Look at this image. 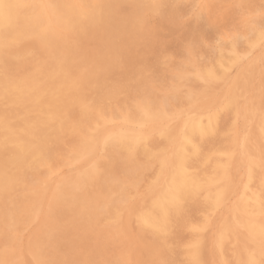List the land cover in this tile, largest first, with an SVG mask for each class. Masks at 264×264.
Wrapping results in <instances>:
<instances>
[{"label":"rangeland","instance_id":"374dc122","mask_svg":"<svg viewBox=\"0 0 264 264\" xmlns=\"http://www.w3.org/2000/svg\"><path fill=\"white\" fill-rule=\"evenodd\" d=\"M225 1L226 0H205V1L204 0H200V1H198V0H188V2H187V0H184V1L183 0H135V1L134 0H110V1H107V0H86V1H84V0H68V1L67 0H42L41 1L42 3H40L39 0H34V2H32V0H27V4H26L27 6L24 7V12L26 14H28V15H31L32 19L33 18H35V19L37 18L36 20H38L40 22V24L42 25L39 28V30H38L39 32H33V31H31V29H28L27 27H25L24 29L23 28H16L13 31L9 30V32L6 31V30H2L0 32V37H2V39H4L5 43H7V47H3V48H6V49L2 48V50H0V55H1L0 56V64L2 66V67H0V147H5L6 148V150H3V151L0 150V175H4L5 173L14 174L12 176L15 177L16 180H17L16 182L13 183L12 187L10 189H8V190L5 189L7 186L4 183V179L1 180L2 183H0V194H1L0 198L2 196V198L0 200V211H1L0 212V218H1L0 219V222H1L0 223V245H1L0 246V254H1L0 255V263L2 262L1 264H12V263H14L15 260H16V262L18 264H27V263L30 264L33 259H35V260H33L34 263H32V264H35V263L36 264H58V263L61 264L63 262H65L63 264H76V263L77 264H83V263L84 264H98L99 262L101 264H114V263L115 264H129V263L132 264V262H133V264H137V262H138V264H165V263L166 264H171V263L172 264H182V263L183 264H190V263L191 264H194V263L195 264H200V263L201 264H218V263L222 264V262H223V264H227L225 262H229L228 264H232V263L233 264H237V263L245 264L244 262H247V261L248 262L246 264H252V262L249 260L250 259L249 256L253 255V253L256 255V253L259 252V251L264 252V245H261L259 243H254V245L251 246V244H253V243H251L253 238L249 234V230H248V225L249 224H247L248 221L239 218L238 215H237V212H236V214L234 213L235 210L237 211L238 209H240V208L242 209L243 208L242 206L245 203V199H246L247 195L249 196L250 192L252 193L253 191L259 190L260 188H264V163H263L264 162V159H263L264 151L262 152V149L264 150V139H261V138H263V136L261 135L262 133L259 131V130H261V128H263V125H264V123H263V121H264V113H263L264 112V110H263L264 109V103H262L263 106L261 104V102H264V81H262L264 79V51H261V50H264V43H263L264 35H262V33H264V30H263L264 29V4H261L262 1H263L262 3H264V0H260V1H257V0H251V1L250 0H246L245 1L244 0L243 2H242V0H239V1L235 0L236 3L234 2V0H233V2H232V0H230V2H227L228 0L226 2ZM253 1H254V3H253ZM30 2H32V3H30ZM36 2L38 3L39 6L36 4ZM195 2L198 3V4L201 3L202 6L201 5L200 6L197 5ZM53 3H55V4H53ZM108 3H110V4H108ZM41 4H43V5H41ZM221 4H225V5H221ZM227 4H230V5L227 6ZM48 5H49V7H47ZM53 5H54V7H53ZM259 5H262V6L260 7ZM229 6H232V7H229ZM40 7H41V9H40ZM259 7H260V9H259ZM37 8H38V10L39 9L42 10L43 14L41 13V11L36 12ZM175 8H177V10ZM218 8H220L221 11ZM224 8H226V9H224ZM228 8H230V9H228ZM243 8H245V9H243ZM119 9L121 10L122 13L121 12L119 13V11H120ZM146 9H148V10H146ZM183 9H184V11H183ZM248 9H249V11H248ZM257 9H259L260 12ZM207 11L209 13H207ZM223 11H225V12L223 13ZM250 11H253L254 14H253V12H250ZM255 11H257L258 14ZM142 12H144V13H142ZM189 12H191V14ZM247 12H249V13H247ZM155 13H157V14H155ZM188 13L191 16H192V13L195 14V17H194V15L192 17L188 16L189 15ZM198 13H199V15H198ZM239 13H240V15H239ZM244 13H246V14H244ZM250 13H251V15H250ZM158 14L161 15L162 18ZM143 15H144V17H143ZM181 15H183L185 18H183V16H181ZM219 15H220V17H219ZM97 16H98V18H97ZM135 16H137V17H135ZM246 16H250L251 18L250 17L247 18ZM254 17H255V19H254ZM59 18H61V19H59ZM64 18H66V19H64ZM155 18H156V20H155ZM200 18H202V21H201ZM238 18H239V20H237ZM257 18H258V21L261 22V24H260V22H258L256 20ZM45 19H47L49 24H48L47 21H45ZM49 19H51V20H49ZM119 19L120 20L122 19V20L120 21ZM143 19H145V20H143ZM220 19L222 20V22H221ZM244 19H246V20L248 19V21H246V20L244 21ZM41 20H42V22H41ZM56 20H57L58 24L56 23ZM142 20L144 21V24H143ZM230 20H231V22H230ZM82 21H84V22H82ZM140 21H142V22H140ZM163 21L165 23H163ZM46 22H47V24H46ZM64 22H65L66 25L64 24ZM85 22L87 23V25L84 24ZM166 22H169V23H166ZM250 22H251V24H250ZM135 23L137 25H134ZM246 23H248V24L246 25ZM61 24H62V26H61ZM82 24H83L84 28L81 26ZM229 24H231V26ZM48 25H49L50 28L48 27ZM56 25H57V27H56ZM233 25H235V26L233 27ZM238 25H239V27H238ZM241 25H243V26H241ZM51 26H53V27H51ZM196 26H197V29H196ZM226 26H227V28H226ZM64 27H65L66 30H64ZM69 27H71V29ZM89 27H90V30H89ZM53 28H56V29H53ZM80 28H81V30H80ZM92 28H94V29H92ZM95 28L97 29L96 32L100 31L99 34L94 31ZM194 28H195V30H194ZM233 28L235 29V31H234ZM134 29L136 30V32H135ZM148 29H149V32H148ZM55 30H56V32L53 33ZM72 30H73V33H72ZM192 30H193V32H192ZM87 32H88V34H87ZM168 32H170V33H168ZM203 32H204V34H203ZM226 32L229 34V35L227 34L228 35L227 37H226ZM84 33L88 36L87 38H85L86 35H84ZM120 33H121V35H120ZM144 33H145V36L147 34L148 35L145 37ZM213 33L215 35H217L218 37L215 36ZM31 34H36V35H31ZM48 34H49V37L47 36ZM135 34L136 35L138 34L139 36H136ZM29 35H30V37H29ZM77 35H79V36H77ZM82 35H83V39H81ZM19 36H20V39H22L23 41H19L20 40ZM213 36H214V38H212ZM234 36L237 37L236 39H238L239 42L238 41H233V40H236V39H234L235 38ZM37 37L39 38V40H36V39H38ZM79 37H81V38H79ZM143 37L146 38V40L148 39L149 41L148 40L146 41ZM170 37H171V39H170ZM41 38H42L43 41L41 40ZM101 38H103V39H101ZM228 38L230 39V42L228 41L229 40ZM128 39L130 41L129 43H128ZM175 39H177V40H175ZM82 40H84L83 43H82ZM160 40H161L162 43L160 42ZM120 41H122V42H120ZM219 41H221V42H219ZM258 41H259V43H258ZM11 42L13 44H11ZM37 42H39V44ZM53 42H54V44H53ZM133 42H135V43H133ZM211 42H212V44L213 43H215V44H213L210 47ZM136 43L140 44V46L138 44H136ZM158 43H161V44H158ZM216 43H218L217 44L218 46L216 45ZM235 43H237L238 45L235 44ZM241 43H243V44H241ZM14 44H16L15 47H14ZM30 44H31V46H30ZM34 44H36V47H38V45H40L39 48H34L35 47ZM114 44H115V46H114ZM134 44H136V45L134 46ZM231 44H232V47L229 48V46H231ZM240 44L243 45V46H241ZM244 44L247 45V46H245ZM79 45H80V47H78ZM28 46H29V48H28ZM43 46L45 48H43ZM192 46H193V48H190ZM81 47L83 48V50H82ZM182 47H184V50H186L187 52L183 51ZM188 47H189V49H188ZM236 47H238V48H236ZM256 47H258V48L261 47V48L259 50ZM27 48H28V50H30V48H31V50L28 51ZM46 48H48V49H46ZM134 48H135V50H134ZM220 48H222V49H220ZM232 48H233V50H232ZM243 48L244 49L246 48V50H244ZM250 48L253 51L251 50V51L247 52V50L250 49ZM9 49H11V50H9ZM18 49L24 50L25 53H27V54H25L24 51L23 52H21V51L19 52ZM42 49L43 50L46 49V51L45 50L43 51ZM51 49L53 51H51ZM94 49H95V52H94ZM256 49H257V51H256ZM16 50H17V53L14 54V52ZM78 50L81 53V55L78 52ZM231 50L232 51H234V50L238 51V52L236 51V53L240 57L238 59L240 61H239V65L237 67V70L236 69H232V70L230 69L231 72L230 71L228 72V78H224L221 81L220 80L216 81L217 82L216 85H215V82L212 81L211 83H212L213 86L211 85L210 82L208 83V81H206V80H205L206 82L204 80H202L201 82H200V80L199 81L198 80L195 81V79L193 78V75L195 76V72L194 71H196V73L198 71L197 74H199V75L200 74H204V72L206 70H210L211 67L214 66L213 63L217 60V56L219 57V56H221L223 54L224 56L228 55V58H229L230 54L232 53ZM243 50H244L245 54H244ZM12 51H14V52H12ZM31 51H33L32 52V54L34 53L33 55L30 54ZM74 51L77 52L79 55L77 53H75ZM226 51H228L229 53L226 52ZM255 51H256V53H255ZM88 52H89V55L92 54L91 57L89 56V58L92 60L93 57H94V59H95V60L93 59V62H92L93 64L91 63V60H89V58H88ZM102 52H104V53H102ZM180 52H182V53H180ZM239 52L243 53V54H240ZM259 52H260V54H259ZM261 52H262V54H261ZM4 53L6 54L5 56H4ZM21 53H22V55H21ZM72 53H73V55H72ZM211 53H213V54H211ZM218 53H220V54H218ZM17 54H18V56H17ZM44 54H45V58L46 59L44 58ZM53 54H54V56H53ZM10 55H12V57H10ZM173 55H176L175 57H177V60H176V58L174 60V58H173L174 56ZM215 55H217V56H215ZM242 55H244V56H242ZM248 55H249V58H248ZM261 55H262V57H261ZM26 56H27V58H25ZM30 56L32 57L31 59H30ZM194 56H195V58H194ZM204 56H206V59H208L209 61L206 60ZM40 57H41V59H40ZM53 57H54L55 60L52 59ZM181 57L182 58L184 57L183 60H182ZM187 57H189V59H187ZM14 58H15V60H14ZM22 58H23L24 61H22ZM80 58H81V60H84V61L82 62L80 60ZM146 58H148V59H146ZM258 58L259 59L261 58L260 59L261 61ZM2 59H4V60H2ZM17 59H19V60H17ZM212 59H213V61H212ZM202 60H205V61H202ZM251 60H253V61H251ZM2 61H4L3 65L1 63ZM9 61H11V62H9ZM15 61H16V63H15ZM20 61H22V62L20 63ZM86 61H87V63H86ZM195 62L197 63V65H195ZM7 63H9L8 66H7ZM13 63H14V65H13ZM96 63H98V65ZM108 63H110V64H108ZM209 63H212V64H209ZM261 63H262V65H261ZM112 64L115 65V66H113ZM245 65H246V67H245ZM13 66H14L15 69L13 68ZM50 66L52 67V69H51ZM165 66H166V68H165ZM56 67H57V69H56ZM88 68H89V70H88ZM90 68L93 69V70H91ZM172 68H173V70L177 69L179 72H177V70H174L175 71L174 72L172 70ZM252 68H253V71H256L255 73L250 72L252 70ZM74 69H75L74 73L76 72V73H78V75L76 73H75L76 75H73L74 74L73 73ZM163 69H164V71H163ZM166 69H167V71H166ZM22 70H24V71H22ZM61 70L63 71V74L65 73L64 74L65 76L62 79L63 80L62 81V86L59 87L56 84V82H55V78H56L57 73H59L58 71H61ZM169 70H172L173 72L169 71ZM185 70H186V72H185ZM243 70H244V72H243ZM27 71H29V72H27ZM31 71H32V73H31ZM189 71H191V72H189ZM232 71L235 72V74ZM164 72H166V73H164ZM183 72H185L186 74L183 73ZM241 72H243L244 74L241 73ZM261 72H262V74H260ZM112 73H113V75H112ZM237 73H239V75H237ZM145 74H146V76L148 75L147 78L149 80L147 78L142 77V76H145ZM257 74L260 77H258ZM4 75H6V77H4ZM45 75H47V76H45ZM99 75H101V76H99ZM246 75H248L247 77L250 79L249 83H248L249 79L246 77L247 78V81H246V78H244ZM156 76L159 77V78L157 79ZM19 77H20V79H19ZM152 77L154 79H152V81L150 83V79ZM188 77H189L190 80L187 79ZM184 78L187 79L186 83L184 81H182ZM10 79H12V80H10ZM15 79H16L18 84L15 82ZM81 79H82V83L80 82ZM144 79L147 80V81H145ZM229 79L230 80L231 79L234 80V84H229V83H233V82H231L232 80L230 81ZM132 80H133V82H132ZM162 80L164 81V83H163ZM188 80L190 81V85L188 84L189 83ZM20 81H22L24 83L22 84ZM172 81H174V82H172ZM219 81H220V83H218ZM223 81H224V83H223ZM254 81H256V85L257 86L255 85ZM7 82L11 83V84H14V82H15V84H17V85H14V87L16 86L15 90L12 89L11 87H9L11 84H8ZM26 82H28L29 86H28V84ZM155 82L157 83L158 86L156 85ZM160 82H162V84ZM192 82H193V84H192ZM148 83H149V85L147 86ZM152 83L154 84V86L156 88L152 85ZM158 83H160V84H158ZM174 83L177 86L179 84V86L177 87ZM203 83H205V84H203ZM253 83H254L255 86H253ZM79 84H81V85H79ZM108 84H110V86H108ZM186 84H187V86H186ZM206 84L209 86V88L207 87ZM225 84H227V85H225ZM5 85H7V86H5ZM56 85L59 88H56ZM121 85H122V87H121ZM167 85H169V86H167ZM222 85H223V88H222ZM228 85L231 86V87H229ZM239 85L242 86V89L239 87ZM81 86H82V88H80ZM138 86L139 87L141 86V88L143 90L141 88H139ZM151 86H153V87H151ZM175 86H176V88H175ZM194 86H195L196 89L194 88ZM224 86H226V87L224 88ZM129 87H130V89H129ZM182 87H183V89H182ZM206 87L208 89H206ZM227 87H229V88H227ZM238 87H239V91L236 92ZM179 88H180V90H179ZM202 88L204 90H202ZM230 88H231V90H230ZM18 89H20V90H18ZM137 89L139 91H137ZM148 89L150 91H148ZM176 89L180 91L179 95L182 96V97L185 96L186 93H193V92L196 95H198V97H199L198 91L201 94L203 92V95H200L201 97H199L198 104H197V107L195 109L192 108V105H187V103H185L186 104L185 105L184 104V100L183 101L181 100L179 102V104L182 102V104L180 106H179V104L178 105L176 104V111H184V114H188L190 117L191 116H195V115H197L200 112L201 109L199 108V105L202 104V103H208L209 106H210V109H211L213 107L212 106L213 104L220 103L221 100L223 101V99L224 98L226 99L227 96H228V98H231V100L233 99L235 101V104H234L235 106L233 105L231 107L233 111L231 110V108H229L228 109L229 112L226 111V112H223L220 115V119L219 120H220V128H221V132L220 133L221 134L218 137L219 139L217 138V141H216L217 144L220 142L218 146H222V147L226 146L225 147L226 148L225 151L227 150L226 153L228 154V159L229 160L226 157H224V158H226V160H224V161L221 160L222 161L221 166L223 167L222 170L225 171V172H223V174L225 175L224 177H226V178L229 177L228 178V182L229 183L227 182L226 179L225 180L223 179L217 185V190H218V192H220L219 193L220 194V196H219L220 199H219V203H218L219 205H217L219 207V209H218V207H216L215 210H212V211H210L208 213V211L203 210L200 207H198L200 202H201L200 198H202V197H200L199 199L196 198L195 200H191V203L190 202H186L184 207H183V209H182V211L180 212L181 215H179V214L177 216L176 215H172L171 216L172 218L169 219L170 221H168V223H167L166 234L164 233V234L158 236L156 234V232H154L152 229L150 230V229H148L146 227L136 226V224H137L136 223L137 216H135V215L139 214L141 211H143L145 208H147V206H149V202H152L155 199V196H157L158 194L161 193L162 187L160 188V185L159 186L156 185V179H154L156 177V175H157V169H158V165H156L157 162H153L154 164L153 163L144 164V163H141V162L129 163L127 161L126 156H119V155L114 154L109 149V147H105V146L101 145L100 141L102 139L103 134H106L107 132H109L108 130H110L112 128H117L114 125L115 124L116 125L119 124L120 123L119 120H121L120 119L121 116H123L126 112L130 111L132 109V107H134L135 104L139 103L138 101L141 102L142 100H144V99L146 100V99H149V98L156 100V98H157L158 101H163V100L166 101L167 100V101L171 102L172 99H173V95H174L173 92H175ZM226 89H228L227 90L228 92L225 91ZM252 89H253V91H252ZM1 90H3V92H1ZM5 90H6V93H5ZM23 90H25V91H23ZM151 90H154L155 92L151 91ZM188 90H190V91L192 90L193 92H188ZM211 90H213V91H211ZM28 91H29V93H27ZM129 91H131V93ZM144 91H146V93H144ZM171 91H173V92H171ZM220 91H222L223 93L220 92ZM42 92L44 94H41ZM126 92H127V94H126ZM149 92H151V93H149ZM156 92H157V96L158 97H156ZM165 92H167V93H165ZM254 92L257 93V95H255ZM183 93H185V94H183ZM239 93H242V94H239ZM243 93H245V94H243ZM258 93H260V94H258ZM49 94H50V96L46 98L45 96L49 95ZM71 94H72V96H76L77 99H73L72 96H70ZM148 94H150V95H148ZM164 94H166V95H164ZM212 94L214 96H212ZM215 94H217V95H215ZM249 94H251V95H249ZM252 94H254L255 97L254 96L252 97ZM38 95H40V96H38ZM53 95H56V99H55V97H53ZM125 95H127V96H125ZM134 95H135V97H133ZM160 95H162V96H160ZM208 95H210V96H208ZM241 95H243V97ZM258 95H260V96H258ZM37 96H38L39 99L37 98ZM69 96L71 97V99H73V100H75L77 102L75 103L74 101H71L69 99ZM233 96L235 98H233ZM236 96L238 98L242 97L241 98L242 100L240 98L238 99ZM247 96H249V98ZM20 97L23 98V99H21ZM128 97L130 98V100L128 99ZM161 97L163 99H161ZM258 97H260V101H259ZM262 97H263V99H262ZM53 98H54V100H53ZM246 98H247V100H246ZM251 98H252V101L250 102ZM255 98H257L258 102H256L254 100ZM2 99H4V100H2ZM32 99H34L35 101H33ZM47 99H48V101H47ZM201 99H205V101L201 100ZM27 100H29V101L27 102ZM124 100L126 102H124ZM206 100H207V102H206ZM59 101H60V103H59ZM44 102L46 103V106H48L49 108L45 106ZM240 103H242V104H240ZM247 103L249 104L248 106H247ZM255 103H258V104L255 105ZM26 104L27 105L29 104L28 107H27ZM183 104L185 106H183ZM251 104L254 107V108H252L254 110H253V112L249 113L250 111H252V109H250L252 107ZM86 105H87V107H86ZM117 105L120 107V109H119V107ZM240 105H241V107H240ZM30 106H32V108ZM94 106H95V108H94ZM187 108H188V110H187ZM46 109L50 110L52 112V118L51 119H47V117H46L47 115L44 114V110H46ZM238 109L240 111L241 110L242 111L239 113ZM6 110H8V111H6ZM245 110H247V112H244ZM258 110H259V112L261 111L263 117L261 116V113L257 112ZM168 111L171 112L173 110H169L168 109ZM234 111H236V112H234ZM94 113H95V116H94ZM189 113H191V115ZM236 113H238L240 118L236 117L237 116ZM242 113H244V116L248 115V117L247 116L244 117ZM257 114H258V117H257ZM254 115L257 117V120H255L254 123H256V121L258 123L253 125L252 123H253V120H254ZM100 116H103L102 117L103 119L106 118L104 120H106V122L108 121L110 123L107 122L108 124L104 125L101 128V130L103 132L100 131V133H98L99 136L97 134V136H98L97 138H99L97 140V142H99L100 144L99 143L97 144L96 151L94 150L93 152H91V154H90L91 156L89 155L90 157H88V155L83 156L82 153H85V152H82V150H81V142H78V139H80V138H82V139L84 138L85 139V137H87V135L89 136L88 138H93V139L96 138L94 133H92L89 129L87 130L86 127H90L88 125V123L90 124L92 120H93V122H95L96 119H100ZM169 116H171V115H169ZM224 117H226V118H224ZM251 117H252V120H251ZM107 118L110 119V120H108ZM117 118H118V121H117ZM248 118H249V120H248ZM25 119H27V120H25ZM36 119H37V121L38 120H45L46 122L44 124H43V122H38L36 124L35 123V122H37ZM231 119H232L233 122L231 121ZM243 119H244L245 123L243 122ZM113 120H116L117 123L113 122ZM226 120H227V123L223 122V121H226ZM229 120H230V122H229ZM261 121H262L263 124L261 123ZM222 122H223V124H222ZM237 122H239V123H237ZM249 122H251V123H249ZM27 123L32 125V126L28 125ZM38 124H41V126L38 125ZM221 124L223 125V127L221 126ZM234 124H235V126H234ZM238 124H239V126H237ZM242 124L245 126V128L243 126V128L241 129ZM33 125H34V127H33ZM35 125H36L37 128H35ZM247 125L249 126L248 128H247ZM261 125H262V127H260ZM162 126L165 127V128H168V129L170 128V130H168V131L172 132L176 128V120H174V121H172V122H170L168 124L160 125V129L163 128ZM82 127H85V129L80 130L78 132V134L75 133L76 130L78 131V129L82 128ZM226 127H228V128L226 129ZM233 127H234V129H233ZM251 127L254 128L255 130H253ZM258 127H260V128H258ZM257 128H258V130H257ZM41 129H42V131H41ZM130 129L134 130L133 128H130ZM238 131H239V133H238ZM251 131H253V132H251ZM254 131H257V133H255ZM246 132L247 133L250 132V136L252 134V136L249 137L248 140H247L248 134L246 135ZM80 133H81V135H80ZM156 133H157V131H156ZM156 133H152L151 134V137H150L151 140H153L154 143L160 144L162 146V148H163L162 150L164 152H167L169 150V147L167 145L168 143L166 142V140L163 141V139H159V137L157 136ZM233 133H234V135L232 136ZM59 136L61 138H59ZM253 137H255L254 141L252 139ZM154 138L157 139V140H155ZM23 139H25V140L28 139V141L31 143V148H30V152H28L29 154L28 153L24 154V157H23V161L26 163V165L24 167H22V166L17 167L15 164L10 162L9 158H10L11 154H13V148L19 146L22 143ZM158 139H159V141H158ZM245 139H246L247 143H246ZM259 139L261 140V142H260ZM160 140H161V142H160ZM155 141H158V142H155ZM234 141H236V142H234ZM243 141H245V142H243ZM230 142H232V143H230ZM211 143H213V142L211 141ZM234 143H235L236 146L234 145ZM73 144H75V145H73ZM226 144H228V146ZM238 144H240V145H238ZM247 144H249L248 145L249 148L247 146H246V148L244 147V145H247ZM255 145H258L259 147L255 146ZM165 146L168 148V150H167V148H165ZM227 147L229 148V150H228ZM240 147H241V150H240ZM250 147H252V148L255 147L256 149L254 148V150H252V149L249 150ZM33 148H36V150H40V152L38 153L39 154L38 157H36V155H37L36 153L37 152L35 153ZM70 148L73 151L69 150ZM164 148L167 151L164 150ZM75 149H76L77 152H74ZM232 150H233L234 154H233ZM237 150L239 151V153H238ZM245 150H246V152H245ZM248 150H249V152H248ZM97 151L101 155L98 154ZM240 151L242 152L241 154H240ZM243 152H245L248 155L244 154ZM96 154H98L99 157L102 156V158L101 157L99 158L98 155H96ZM242 154L244 155V157L242 156ZM58 155L60 157L61 156L62 157L59 158ZM65 156H66V158H65ZM74 156L76 158H78V160H75L76 158ZM92 156H94V157H92ZM108 156H110V157H108ZM240 156H242L243 158H241ZM247 157H250V158H247ZM85 158H88V160H86ZM123 158H124V160H123ZM82 159H83V164L81 163ZM251 159L254 162L251 161ZM32 160H37V161H39V163L37 162L35 164H31L30 162ZM243 160H244V162H242ZM42 161H44V162H42ZM55 161H57L59 163H57ZM70 161H73V162H70ZM78 161H81V162L77 163ZM90 161H92V163ZM48 162H49L50 166H48ZM241 162L242 163L247 162L248 164L247 163L242 164ZM68 163H69L70 166L68 165ZM239 163H241L242 167H241V165H239ZM225 165H226V167H225ZM64 166H65V168H64ZM89 166L91 168H88ZM127 166H128V168H127ZM44 167H46V168H44ZM60 167H62L64 169L62 170ZM70 167H71V169H69ZM131 167H132V169H131ZM152 167H153V169H152ZM231 167L233 168V172L231 171L232 170ZM84 168H86V169H84ZM125 168H127V169H125ZM67 169H68V171H67ZM80 169L84 170V171L88 170V169H93V171L96 172L94 180L88 181L87 184L83 183V181L78 182V179L83 175V173H85L84 171H81ZM140 169H141V171H140ZM147 169L150 172H148ZM236 169H237V171H236ZM238 169L240 170L239 172H241V173L238 172ZM244 169H245V171H244ZM253 169H255V171ZM69 170H71L72 172L69 171ZM258 170H259V172H258ZM78 171H81L82 175H81V173H80V175L77 174ZM230 171L232 172V174H230L231 173ZM70 172H71V174H70ZM139 172L141 174H139ZM235 172H237L238 174L235 173ZM242 172H243V174H242ZM253 172H255L256 175ZM73 173L78 175L77 179L75 178V177H77V175L74 176ZM148 173H150V174H148ZM50 174L51 175L53 174V175L50 176ZM59 174L61 175V177H60ZM121 174H123V175H121ZM229 174L233 178L230 177ZM249 174L253 175V179H251V180L248 179ZM44 175H46L47 177H45ZM67 175H69V176L71 175L69 177L70 179H68ZM150 177H151V179H150ZM239 178H241V179H239ZM53 179L54 180L56 179L55 183H54ZM142 179H144V180H142ZM149 179H150V181H149ZM152 179H154L155 181L152 180ZM244 179H245V181H244ZM108 180H110V181H108ZM235 180H236V182H237V180L239 182H237V184H236ZM252 180L254 181V184H252V182H253ZM140 181L142 182L143 185L141 184ZM249 181H250V185L251 186L247 185L249 183ZM260 181L262 182V184H261V185H263L262 187H261V185H259L261 183ZM149 182H151V184ZM225 182H226V185H225ZM244 182H245V184H244ZM25 183H26V185H25ZM40 183H41V186H40ZM48 183H50V184H48ZM131 183H132V185H131ZM134 183H135V185H134ZM136 183H138V185ZM227 183H228V185H227ZM234 183L237 185V190H236V185ZM44 184H45L46 187H44ZM108 184H110V185H108ZM229 184H231V185H229ZM240 184H242V185H240ZM36 185H37V188H39V190L36 188ZM130 185H131V187H130ZM245 185H246L247 188H245ZM64 186H69L68 189L70 190V195L72 196V198H70L69 201H65L63 203H60L58 201V199H57V196H58L57 189L59 187H64ZM238 186H239V188H238ZM127 187H130L131 189L130 188L128 189ZM133 187L136 189V191L138 189L137 193H136V191H135V189ZM157 187L160 188V189H158ZM248 187H249V189H248ZM53 188H56L55 191H54ZM49 189H51V190H49ZM123 189H124V191H123ZM120 190H121V192L123 194L120 192ZM149 190H152L153 192H150ZM245 190H246V193H245ZM247 190H249V192ZM50 191L53 192L54 196L51 194L52 192L50 193ZM128 191H129L130 194L128 193ZM134 191H135V193H134ZM231 191H234V192H231ZM27 192H28V194H26ZM108 192H110V194H108ZM237 192H239V193H237ZM29 193H30V195L32 197L29 195ZM36 193L38 195H41V196H38ZM131 193H132V195H131ZM233 193H235V194H233ZM46 194H47V196H44ZM152 194H153V196H152ZM136 195L138 197H135ZM140 195L141 196L145 195V196L141 199ZM147 195H150L151 197L147 196ZM49 196L51 197L50 201H49ZM108 196H110V198H108ZM119 196H121V197H119ZM125 196L126 197H130V198L127 199ZM231 196H233V197H231ZM26 197H28V199H30V201ZM103 198H104V200H103ZM118 198H119V200L121 198L122 199L119 201V200H117ZM137 198H140V199L137 200ZM38 199H39V202H36V201H38ZM43 199L44 200L46 199V200L44 201ZM234 199L237 200V201H235ZM32 201L35 203V205L33 204ZM41 201H44V203L46 202V206L43 204V202L41 203ZM48 201H49V203H47ZM134 201H135V203H134ZM241 201H242V203L240 204ZM128 202H130L132 205L130 203H128ZM140 202H142V203H140ZM144 202H145V207L143 206ZM17 203H19L20 205L17 204ZM26 203H28V204H26ZM113 203H115L114 205L116 207L112 205ZM146 203H147V205H146ZM222 203H224L225 205H223ZM30 204H32V205H30ZM47 204H50L51 207H50V205L47 206ZM133 205L135 207L139 206L140 211H139V209L137 210V208L135 209V207ZM32 206H34L36 208H34ZM105 206L108 207V208H111V209H108ZM42 207L45 209V210H43L44 212L42 211V209H43ZM114 207H115L116 210L113 209ZM124 207H125L126 211L124 210ZM8 208H9V210H8ZM141 208H143V209H141ZM221 208H223V209H221ZM52 209H53L54 212L52 211ZM128 209H130V210H128ZM30 210H32V212H30ZM133 210H134V212H133ZM47 211H49V212L47 213ZM115 211H118V213L115 212ZM122 211H125V212L122 213ZM131 211L133 212L132 213L133 216L131 215ZM41 212H42V214H41ZM225 212H228V213H225ZM125 213H127L128 216ZM198 213H199V215H197ZM3 214H4V216H3ZM227 214L230 215L231 217L228 216ZM31 215H34V216H32L33 218L31 217ZM67 215L70 217V219H68L69 217L67 218ZM124 215L127 217L126 220L124 219L125 218ZM211 215H213V216H211ZM40 216H41V218H39ZM121 216H122V218H121ZM198 216H200V217L198 218ZM218 216H219V218H218ZM116 217H118V218H116ZM119 217H120V220H116V219H119ZM211 217H212V219L214 218L213 221L211 220ZM37 218H39V219H37ZM46 218H48V219L50 218V220H48ZM28 219H30V220H28ZM40 219L43 221L42 223H44V220H46L45 221L46 223H44V226H43V224L41 225L39 223V222H41ZM129 219H130L131 222L129 221ZM207 219H209V220L206 221ZM219 219H221V220H219ZM229 219H230V222H229ZM257 219H259L258 221H260V222H258ZM257 219L254 221V223L258 226L259 224H261V222H263V219H262V217L257 218ZM5 220H6V222H5ZM99 220H100V222H99ZM123 220H124V222H122ZM92 221H94V222H92ZM95 221H97V222H95ZM197 221H199V222L195 224V222H197ZM35 222H37V223H35ZM126 222H128L129 224L126 223ZM187 222H188V224H187ZM32 223L35 226L38 225V227L36 226L37 227L36 228ZM89 223H90V225H89ZM108 223H110L111 225L114 224V226L112 225L113 228ZM254 223H253V226L257 227ZM27 224H31V226L30 225L28 226ZM79 224H81V225H79ZM117 224H119V225H117ZM22 225H23V227H21ZM77 225H79V226H77ZM118 226L121 228L120 230H118L119 229ZM201 226H204V227H201ZM211 226H212V228H211ZM39 227H41V229ZM126 227L129 228L127 230L130 231L132 236L130 235L129 232H126L127 231ZM3 228H4V230H3ZM140 228H142V229H140ZM144 228L146 230L148 229V231L147 232L144 231L145 230ZM184 228H186V229H184ZM190 228H191V230H190ZM224 228H228V229H224ZM9 229H10L11 232L9 231ZM59 229H60V231H59ZM246 230H248V232ZM31 231L33 233H31ZM123 231H125V233ZM149 231L152 232V233H150ZM203 231H204V233H203ZM6 232L8 233V235H7ZM134 232H135V235H134ZM206 232L208 233V236H207ZM224 232H225V235H222V233H224ZM242 232L244 233V235H243ZM245 232L247 233V235H246ZM14 233H15V235H14ZM16 233H17L18 236H16ZM66 233H67V235H66ZM72 233H73V235H72ZM76 233H77V235H76ZM106 233H107V235H106ZM126 233H127L128 236L126 235ZM137 233H138V235H137ZM175 233H176V235H175ZM184 233H185V235H184ZM200 233H202V235H200ZM240 233H241V235H240ZM203 236H204V239L202 240ZM28 237H29V239H28ZM128 237L131 238V240ZM191 237L192 238L194 237L195 239L193 238V240H192ZM247 237H250V238H247ZM24 238H26V239H24ZM47 238L50 239V241L53 240L55 242H53V241L50 242V241H48ZM77 238L78 239L80 238V239L77 240ZM136 238L140 239L141 242H140V240L138 241ZM212 238L214 239L213 241H215V243L217 245L211 240ZM244 238L249 239L250 243L248 242V240H245ZM102 239H103V241H102ZM133 239L136 241L135 243H133V241H132ZM145 239H147L148 242ZM16 240H17V242H16ZM24 240H26V241H24ZM156 240H157V242L159 241L158 244H160V246L158 244L153 245V244L157 243ZM186 240H188L189 242L186 241ZM190 240H192V242ZM209 240L211 241V243H210ZM243 240L246 241V242H244ZM253 240H255V239H253ZM119 241H121V242L119 243ZM126 241H128V242H126ZM144 241H145V244H144ZM23 242H24V244H23ZM25 242L26 243L28 242L30 244L27 243L28 246L25 247L27 245ZM98 242H100V243H98ZM142 242H143L144 248H142V246H141ZM190 242H191V244H193V242L195 244L194 245H190ZM239 242H240V244H239ZM17 243H18V245H17ZM54 243H56V244H54ZM139 243H141V245ZM209 243H210V245H209ZM225 243H227V244H225ZM171 244H172V246H171ZM185 244L186 245L188 244L187 247H185L186 246ZM201 244H205V245H201ZM218 244H219V246H218ZM255 244H257L258 247L260 249H262V250H260L258 247H257V250L254 249V248H256ZM47 245H49V246H47ZM95 245H97V246H95ZM224 245H225V247H224ZM128 246H129V248H128ZM138 246H141V247H138ZM146 246H148L149 248L146 247ZM191 246H193L194 249L191 248ZM194 246H196V248ZM204 246H205V249H203L201 251V248H204ZM210 246L211 247L213 246L211 250H210ZM230 246L233 247V248H231ZM29 247H30L29 250H33V249L37 248L36 250H33V254L35 256H33L32 254H30L28 256V254L32 252V251L29 252V250L27 249ZM121 247H122V250H121ZM124 247H126L127 249H125ZM181 247H183V248H181ZM217 247H219V248H217ZM226 247H227V249H225ZM146 248H148V251H147ZM215 248H217V249H215ZM2 249H4L5 251L2 250ZM157 249H158V251H157ZM213 249H215V250H213ZM223 249L226 252L225 251L222 252ZM228 249H230V250H228ZM231 249H233V251ZM124 250H125V252H124ZM130 250H131V252H130ZM169 250H171V251H169ZM216 250H218L219 253L216 252ZM15 251H17V253ZM115 251L117 252L116 254L119 255V256L114 254ZM121 251H122L123 254L121 253ZM149 251H151V252H149ZM4 252H7L10 255V258L8 260L3 258L4 254H5ZM13 252H14V254H13ZM133 252H134L135 255H133ZM152 252H153V254L154 253L155 254L153 255ZM182 252L185 253V256H184V254H182ZM190 252L191 253L194 252L195 254L192 253V255H191V254H189ZM200 252H204V253H200ZM78 253L81 254L83 257L81 255H79ZM125 253L128 254V255H126ZM163 253H164V255H163ZM179 253H180V255H179ZM217 253H218V255H217ZM234 253H236V254H234ZM17 254H18V256H17ZM44 254H45L46 257L44 256ZM96 254H98V255H96ZM120 254H122L123 258L120 256ZM129 254H132V255L129 256ZM170 254H171V256H170ZM40 255H41V257H39ZM55 255H57V257ZM90 255H91V257H90ZM123 255L124 256L126 255L127 257L126 256L124 257ZM173 255L175 257H173ZM222 255H223V257H222ZM226 255L228 256V260H226L227 259ZM233 255L236 256V257H234ZM243 255H245V257L246 256L247 257L245 258ZM261 255H264V254L261 253ZM24 256H25V258H24ZM97 256H99V257H97ZM101 256L103 258H101ZM133 256H135V257H133ZM220 256H221V258H220ZM29 257H31L32 260H31V258L29 259ZM189 257H191L193 260L191 261V258L189 259ZM263 257L264 256H261L262 259H260L261 260L260 262H262L264 264ZM131 258L132 259L135 258V259L132 260ZM229 258H230L231 261L229 260ZM117 259L118 260L120 259V260L118 261ZM147 259H149V260H147ZM155 259H156V261H158V263L155 261ZM195 259H196V262H195ZM220 259H222V260L220 261ZM235 259H236V261H235ZM24 260H26V261H24ZM126 260L127 261L129 260V261L127 262ZM160 260H162V261H160ZM200 260H202V261L200 262ZM55 261H56V263H55ZM93 261H94V263H93ZM116 261H118V263ZM183 261H185V263ZM16 262L14 264H17ZM253 264H256V263H253Z\"/></svg>","mask_w":264,"mask_h":264},{"label":"bare ground","instance_id":"6f19581e","mask_svg":"<svg viewBox=\"0 0 264 264\" xmlns=\"http://www.w3.org/2000/svg\"><path fill=\"white\" fill-rule=\"evenodd\" d=\"M42 1V0H41ZM40 0H39V2L40 3H42ZM68 1V0H67ZM84 1H86V0H84ZM107 1H110V0H107ZM135 1V0H134ZM184 1V0H183ZM198 1H200V0H198ZM205 1V0H204ZM227 1V0H226ZM225 1V2H226ZM239 1V0H238ZM244 0H242V2H243ZM246 1V0H245ZM251 1V0H250ZM257 1H260V0H257ZM32 2H34V0H32ZM32 2H30V3H32ZM55 2V1H54ZM70 2V1H69ZM68 2V3H69ZM120 2V1H119ZM127 2V1H126ZM131 2V1H130ZM144 2V1H143ZM187 2H188V0H187ZM186 2V3H187ZM202 2V1H201ZM224 2V3H225ZM227 2H230V0H228ZM232 2H233V0H232ZM234 2H235V0H234ZM263 2V1H262ZM261 2V4H264V3H262ZM60 3V2H59ZM82 3V2H81ZM87 3V2H86ZM114 3V2H113ZM138 3V2H137ZM178 3V2H177ZM182 3V2H181ZM196 3V2H195ZM236 3V2H235ZM253 3H254V1H253ZM257 3V2H256ZM27 0H0V32L2 31V30H6V31H8L9 32V30L10 31H13L14 29H16V28H25V27H27L28 29H31V31H33V32H39L38 30H39V28L42 26L41 24H40V22L38 21V20H36L35 18H31V15H28V14H26L25 12H24V7H26L27 5ZM35 4V3H34ZM36 4L38 5V3L36 2ZM48 4V3H47ZM46 4V5H47ZM53 4H55V3H53ZM62 4V3H61ZM108 4H110V3H108ZM124 4V3H123ZM193 4V3H192ZM197 5H201V3H196ZM30 5V4H29ZM36 5V6H37ZM41 5H43V4H41ZM50 5V4H49ZM49 5L47 6V7H49ZM63 5V4H62ZM68 5V4H67ZM129 5V4H128ZM221 5H225V4H221ZM228 5H230V4H227V6ZM234 5V4H233ZM242 5V4H241ZM247 5V4H246ZM251 5V4H250ZM249 5V6H250ZM32 6V5H31ZM39 6V5H38ZM61 6V5H60ZM66 6V5H65ZM79 6V5H78ZM191 6V5H190ZM202 6V5H201ZM209 6V5H208ZM238 6V5H237ZM240 6V5H239ZM252 6V5H251ZM260 7L262 6V5H259ZM34 7V6H33ZM53 7H54V5H53ZM56 7V6H55ZM139 7V6H138ZM141 7V6H140ZM197 7V6H196ZM210 7V6H209ZM226 7V6H225ZM229 7H232V6H229ZM234 7V6H233ZM258 7V6H257ZM260 7H259V9H260ZM39 8V7H38ZM38 8H37V11L36 12H38V11H41V13L43 14V11L42 10H40L41 9V7H40V9L38 10ZM44 8V7H43ZM217 8V7H216ZM221 8V7H220ZM220 8H218V9H220ZM35 9V8H34ZM45 9V8H44ZM72 9V8H71ZM74 9V8H73ZM84 9V8H83ZM149 9V8H148ZM148 9H146V10H148ZM176 10H177V8H175ZM194 9V8H193ZM200 9V8H199ZM203 9V8H202ZM224 9H226V8H224ZM228 9H230V8H228ZM238 9V8H237ZM243 9H245V8H243ZM247 9V8H246ZM256 9V8H255ZM254 9V10H255ZM259 9H257V10H259ZM262 9V8H261ZM66 10V9H65ZM120 10V9H119ZM132 10V9H131ZM142 10V9H141ZM150 10V9H149ZM201 10V9H200ZM223 10V9H222ZM241 10V9H240ZM51 11V10H50ZM68 11V10H67ZM183 11H184V9H183ZM196 11V10H195ZM220 11H221V9H220ZM238 11V10H237ZM248 11H249V9H248ZM58 12V11H57ZM73 12V11H72ZM116 12V11H115ZM121 12V10L119 11V13ZM139 12V11H138ZM193 12V11H192ZM225 11H223V13H224ZM232 12V11H231ZM236 12V11H235ZM243 12V11H242ZM245 12V11H244ZM250 12H253V11H250ZM255 12H257V11H255ZM259 12H260V10H259ZM30 13V12H29ZM40 13V12H39ZM40 13V14H41ZM118 13V12H117ZM118 13V14H119ZM122 13V12H121ZM142 13H144V12H142ZM180 13V12H179ZM190 14H191V12H189ZM188 13V14H189ZM195 13V12H194ZM205 13V12H204ZM207 13H209L208 11H207ZM241 13V12H240ZM240 13H239V15H240ZM247 13H249V12H247ZM51 14V13H50ZM55 14V13H54ZM155 14H157V13H155ZM187 14V13H186ZM188 15V16H191V15ZM237 14V13H236ZM244 14H246V13H244ZM253 14H254V12H253ZM257 14H258V12H257ZM47 15V14H46ZM126 15V14H125ZM151 15V14H150ZM159 15V14H158ZM180 15V14H179ZM194 15V17H195V14H193L192 13V16ZM198 15H199V13H198ZM225 15V14H224ZM238 15V16H239ZM242 15V14H241ZM250 15H251V13H250ZM38 16V15H37ZM36 16V17H37ZM41 16V15H40ZM119 16V15H118ZM159 16H161V15H159ZM181 16H183V15H181ZM191 16V17H192ZM208 16V15H207ZM234 16V15H233ZM255 16V15H254ZM39 17V16H38ZM42 17V16H41ZM49 17V16H48ZM47 17V18H48ZM73 17V16H72ZM94 17V16H93ZM125 17V16H124ZM135 17H137V16H135ZM143 17H144V15H143ZM155 17V16H154ZM187 17V16H186ZM219 17H220V15H219ZM222 17V16H221ZM240 17V16H239ZM247 18L248 17H250V16H246ZM46 18V17H45ZM55 18V17H54ZM74 18V17H73ZM97 18H98V16H97ZM126 18V17H125ZM140 18V17H139ZM161 18H162V16H161ZM183 18H185L184 16H183ZM190 18V17H189ZM251 18V17H250ZM59 19H61V18H59ZM64 19H66V18H64ZM69 19V18H68ZM188 19V18H187ZM193 19V18H192ZM197 19V18H196ZM195 19V20H196ZM201 19V21H202V18H200ZM241 19V18H240ZM253 19V18H252ZM254 19H255V17H254ZM49 20H51V19H49ZM55 20V19H54ZM75 20V19H74ZM83 20V19H82ZM120 20V19H119ZM122 20V19H121ZM120 20V21H121ZM143 20H145V19H143ZM142 20V21H143ZM155 20H156V18H155ZM194 20V21H195ZM221 20V19H220ZM237 20H239V18L237 19ZM246 19H244V21H245ZM251 20V19H250ZM257 21H258V18L256 19ZM255 20V21H256ZM45 21H47V19H45ZM59 21V20H58ZM142 21H140V22H142ZM162 21V20H161ZM177 21V20H176ZM215 21V20H214ZM246 21H248V19L246 20ZM253 21V20H252ZM41 22H42V20H41ZM48 22V21H47ZM47 22H46V24H47ZM62 22V21H61ZM82 22H84V21H82ZM147 22V21H146ZM172 22V21H171ZM196 22V21H195ZM213 22V21H212ZM221 22H222V20H221ZM230 22H231V20H230ZM258 22H260V21H258ZM56 23H57V20H56ZM60 23V22H59ZM72 23V22H71ZM148 23V22H147ZM163 23H165L164 21H163ZM166 23H169V22H166ZM184 23V22H183ZM194 23V22H193ZM214 23V22H213ZM212 23V24H213ZM233 23V22H232ZM241 23V22H240ZM244 23V22H243ZM48 24H49V22H48ZM58 24V23H57ZM63 24V23H62ZM62 24H61V26H62ZM64 24H65V22H64ZM84 24H86L87 25V23L85 22ZM142 24V23H141ZM143 24H144V21H143ZM198 24V23H197ZM248 23H246V25H247ZM250 24H251V22H250ZM253 24V23H252ZM260 24H261V22H260ZM66 25V24H65ZM130 25V24H129ZM134 25H137L136 23L134 24ZM146 25V24H145ZM150 25V24H149ZM214 25V24H213ZM230 26H231V24H229ZM47 26V25H46ZM82 27H83V24L81 25ZM132 26V25H131ZM144 26V25H143ZM147 26V25H146ZM151 26V25H150ZM199 26V25H198ZM235 25H233V27H234ZM241 26H243V25H241ZM251 26V25H250ZM48 27H49V25H48ZM47 27V28H48ZM51 27H53V26H51ZM56 27H57V25H56ZM60 27V26H59ZM78 27V26H77ZM88 27V26H87ZM136 27V26H135ZM149 27V26H148ZM195 27V26H194ZM200 27V26H199ZM238 27H239V25H238ZM245 27V26H244ZM263 27V26H262ZM50 28V27H49ZM63 28V27H62ZM70 29H71V27H69ZM76 28V27H75ZM84 28V27H83ZM226 28H227V26H226ZM231 28V27H230ZM243 28V27H242ZM249 28V27H248ZM53 29H56V28H53ZM79 29V28H78ZM87 29V28H86ZM92 29H94V28H92ZM122 29V28H121ZM136 29V28H135ZM134 29V30H135ZM163 29V28H162ZM196 29H197V26H196ZM232 29V28H231ZM234 29V28H233ZM251 29V28H250ZM261 29V28H260ZM64 30H66L65 29V27H64ZM80 30H81V28H80ZM89 30H90V27H89ZM96 28H95V32H96ZM100 30V29H99ZM117 30V29H116ZM194 30H195V28H194ZM264 30V29H263ZM53 31V30H52ZM58 31V30H57ZM60 31V30H59ZM85 31V30H84ZM88 31V30H87ZM138 31V30H137ZM144 31V30H143ZM169 31V30H168ZM234 31H235V29H234ZM257 31V30H256ZM56 32V30L53 32V33H55ZM62 32V31H61ZM66 32V31H65ZM75 32V31H74ZM86 32V31H85ZM90 32V31H89ZM99 32L100 31H97L96 33H98L99 34ZM135 32H136V30H135ZM148 32H149V29H148ZM192 32H193V30H192ZM197 32V31H196ZM199 32V31H198ZM202 32V31H201ZM224 32V31H223ZM228 32V31H227ZM226 32V37L229 35L228 33ZM231 32V31H230ZM251 32V31H250ZM255 32V31H254ZM253 32V33H254ZM259 32V31H258ZM257 32V33H258ZM70 33V32H69ZM72 33H73V30H72ZM81 33V32H80ZM103 33V32H102ZM101 33V34H102ZM133 33V32H132ZM138 33V32H137ZM142 33V32H141ZM151 33V32H150ZM155 33V32H154ZM168 33H170V32H168ZM195 33V32H194ZM220 33V32H219ZM252 33V32H251ZM28 34V33H27ZM61 34V33H60ZM77 34V33H76ZM87 34H88V32H87ZM90 34V33H89ZM95 34V33H94ZM147 34V33H146ZM202 34V33H201ZM200 34V35H201ZM203 34H204V32H203ZM214 34V33H213ZM228 34V35H227ZM238 34V33H237ZM236 34V35H237ZM13 35V34H12ZM31 35H36V34H31ZM57 35V34H56ZM62 35V34H61ZM84 35H86L85 33H84ZM120 35H121V33H120ZM136 35V34H135ZM148 35V34H147ZM146 35V36H147ZM157 35V34H156ZM215 35V34H214ZM247 35V34H246ZM27 36V35H26ZM48 37H49V34L47 35ZM60 36V35H59ZM77 36H79V35H77ZM136 36H139L138 34L136 35ZM144 36H145V33H144ZM145 36V37H146ZM199 36V35H198ZM203 36V35H202ZM205 36V35H204ZM215 36H217V35H215ZM238 36V35H237ZM244 36V35H243ZM25 37V36H24ZM28 37V36H27ZM29 37H30V35H29ZM70 37V36H69ZM68 37V38H69ZM74 37V36H73ZM88 36L86 35L85 36V38H87ZM92 37V36H91ZM95 37V36H94ZM206 37V36H205ZM218 37V36H217ZM221 37V36H220ZM232 37V36H231ZM235 37V36H234ZM251 37V36H250ZM260 37V36H259ZM23 38V37H22ZM26 38V37H25ZM38 38V37H37ZM79 38H81V37H79ZM99 38V37H98ZM107 38V37H106ZM105 38V39H106ZM144 38V37H143ZM204 38V37H203ZM212 38H214V36L212 37ZM223 38V37H222ZM233 38V37H232ZM237 37H235L234 39H236ZM247 38V37H246ZM249 38V37H248ZM256 38V37H255ZM19 39H20V36H19ZM24 39V38H23ZM31 39V38H30ZM33 39V38H32ZM71 39V38H70ZM81 39H83V35H82V38ZM80 39V40H81ZM94 39V38H93ZM92 39V40H93ZM101 39H103V38H101ZM104 39V40H105ZM125 39V38H124ZM127 39V38H126ZM145 40H146V38H144ZM170 39H171V37H170ZM178 39V38H177ZM177 39H175V40H177ZM229 39V38H228ZM251 39V38H250ZM257 39V38H256ZM26 40V39H25ZM36 40H39V38L38 39H36ZM41 40H42V38H41ZM87 40V39H86ZM91 40V39H90ZM99 40V39H98ZM132 40V39H131ZM148 40V39H147ZM146 40V41H147ZM157 40V39H156ZM198 40V39H197ZM210 40V39H209ZM212 40V39H211ZM247 40V39H246ZM264 40V39H263ZM9 41V40H8ZM7 41V42H8ZM18 41V40H17ZM19 41H23L22 39H20ZM27 41V40H26ZM43 41V40H42ZM83 41L84 40H82V43H83ZM102 41V40H101ZM149 41V40H148ZM181 41V40H180ZM204 41V40H203ZM207 41V40H206ZM205 41V42H206ZM214 41V40H213ZM225 41V40H224ZM229 42H230V39L228 40ZM232 41V40H231ZM233 41H238V39H236V40H233ZM243 41V40H242ZM248 41V40H247ZM250 41V40H249ZM255 41V40H254ZM30 42V41H29ZM45 42V41H44ZM77 42V41H76ZM108 42V41H107ZM120 42H122V41H120ZM130 41H129V39H128V43H129ZM137 42V41H136ZM160 42H161V40H160ZM191 42V41H190ZM204 42V43H205ZM219 42H221V41H219ZM239 42V41H238ZM253 42V41H252ZM10 43V42H9ZM15 43V42H14ZM17 43V42H16ZM22 43V42H21ZM20 43V44H21ZM38 44H39V42H37ZM133 43H135V42H133ZM142 43V42H141ZM162 43V42H161ZM161 43H158V44H161ZM186 43V42H185ZM184 43V44H185ZM233 43V42H232ZM248 43V42H247ZM246 43V44H247ZM254 43V42H253ZM252 43V44H253ZM256 43V42H255ZM258 43H259V41H258ZM261 43V42H260ZM263 43H264V41H263ZM11 44H13L12 42H11ZM53 44H54V42H53ZM81 44V43H80ZM127 44V43H126ZM136 44H138V43H136ZM136 44H134V46L136 45ZM150 44V43H149ZM208 44V43H207ZM213 44H215V43H213ZM212 44V42H211V45H210V47L213 45ZM218 43H216V45H217ZM225 44V43H224ZM235 44H237V43H235ZM241 44H243V43H241ZM240 44V45H241ZM250 44V43H249ZM262 44V43H261ZM15 45L16 44H14V47H15ZM35 45V47L34 48H39V46L40 45H38V47H36V44H34ZM46 45V44H45ZM112 45V44H111ZM139 46H140V44H138ZM186 45V44H185ZM209 45V44H208ZM238 45V44H237ZM245 45V44H244ZM255 45V44H254ZM263 45V44H262ZM13 46V45H12ZM20 46V45H19ZM30 46H31V44H30ZM73 46V45H72ZM114 46H115V44H114ZM218 46V45H217ZM220 46V45H219ZM222 46V45H221ZM226 46V45H225ZM235 46V45H234ZM241 46H243V45H241ZM245 46H247V45H245ZM249 46V45H248ZM256 46V45H255ZM3 47H7V43H5V41H4V39H2V37H0V50H2V48ZM27 47V46H26ZM42 47V46H41ZM78 47H80V45L78 46ZM87 47V46H86ZM108 47V46H107ZM111 47V46H110ZM124 47V46H123ZM186 47V46H185ZM228 47V46H227ZM230 47H232V44H231V46H229V48ZM28 48H29V46H28ZM28 48H27V50H28ZM43 48H45L44 46H43ZM56 48V47H55ZM82 48V47H81ZM137 48V47H136ZM190 48H193V46L192 47H190ZM209 48V47H208ZM225 48V47H224ZM236 48H238V47H236ZM249 48V47H248ZM252 48V47H251ZM248 49L247 50V52L248 51H251L252 49ZM256 48H258V47H256ZM261 48V47H260ZM260 48H258L259 50H260ZM3 49H6V48H3ZM23 49V48H22ZM20 50V49H18L19 50V52L21 51V52H23L24 50ZM46 49H48V48H46ZM46 49H44L45 51H46ZM62 49V48H61ZM188 49H189V47H188ZM198 49V48H197ZM200 49V48H199ZM220 49H222V48H220ZM244 49V48H243ZM9 50H11V49H9ZM30 50H31V48H30ZM30 50H28V51H30ZM33 50V49H32ZM43 50V49H42ZM43 50V51H44ZM65 50V49H64ZM74 50V49H73ZM82 50H83V48H82ZM129 50V49H128ZM134 50H135V48H134ZM182 50L183 51H185V52H187L186 50H184V47H182ZM191 50V49H190ZM213 50V49H212ZM232 50H233V48H232ZM231 50V51H232ZM244 50H246V48L244 49ZM244 50H243V52H244ZM34 51V50H33ZM33 51H31V55H33L32 54V52ZM42 51V52H43ZM51 51H53L52 49H51ZM70 51V50H69ZM140 51V50H139ZM170 51V50H169ZM192 51V50H191ZM237 51V50H236ZM236 51L234 50V51H232V53L230 54V56H229V58H228V55L227 56H224L223 54L221 55V56H217V55H215V56H217V60L213 63V67H211V69L210 70H206L205 72H204V74H197L198 73V71H197V73H196V71H194L195 72V76L193 75V78L195 79V81H199L200 80V82L202 81V80H206V81H208V83L210 82H212V81H214L215 82V85H216V81H218V80H222V79H224V78H228V72L230 71V69L232 70V69H236L237 70V67H238V65H239V61L240 60H238L240 57L237 55V53H236ZM253 51V50H252ZM256 51H257V49H256ZM256 51H255V53H256ZM261 51H264V50H261ZM4 52V51H3ZM7 52V51H6ZM12 52H14V51H12ZM18 52V53H19ZM41 52V51H40ZM73 52V51H72ZM75 52V51H74ZM78 52H79V50H78ZM94 52H95V49H94ZM150 52V51H149ZM159 52V51H158ZM200 52V51H199ZM226 52H228V51H226ZM238 52V51H237ZM15 53H17V50L14 52V54ZM24 53H25V51H24ZM23 53V54H24ZM45 53V52H44ZM47 53V52H46ZM52 53V52H51ZM55 53V52H54ZM65 53V52H64ZM67 53V52H66ZM75 53H77V52H75ZM80 53V52H79ZM87 53V52H86ZM102 53H104V52H102ZM146 53V52H145ZM165 53V52H164ZM180 53H182V52H180ZM189 53V52H188ZM201 53V52H200ZM203 53V52H202ZM217 53V52H216ZM221 53V52H220ZM220 53H218V54H220ZM229 53V52H228ZM240 53V52H239ZM3 54V53H2ZM25 54H27V53H25ZM78 54V53H77ZM96 54V53H95ZM98 54V53H97ZM173 54V53H172ZM176 54V53H175ZM186 54V53H185ZM197 54V53H196ZM211 54H213V53H211ZM240 54H243V53H240ZM244 54H245V52H244ZM248 54V53H247ZM246 54V55H247ZM252 54V53H251ZM259 54H260V52H259ZM261 54H262V52H261ZM6 54L4 53V56H5ZM8 55V54H7ZM21 55H22V53H21ZM40 55V54H39ZM49 55V54H48ZM72 55H73V53H72ZM79 55V54H78ZM77 55V56H78ZM80 55H81V53H80ZM91 55L92 54H90L89 55V52H88V58H89V56L91 57ZM140 55V54H139ZM187 55V54H186ZM193 55V54H192ZM204 55V54H203ZM209 55V54H208ZM250 55V54H249ZM249 55H248V58H249ZM1 56V55H0ZM15 56V55H14ZM17 56H18V54H17ZM16 56V57H17ZM53 56H54V54H53ZM70 56V55H69ZM85 56V55H84ZM171 56V55H170ZM174 57V60H175V58H176V60H177V57H175L176 55H173ZM178 56V55H177ZM214 56V55H213ZM242 56H244V55H242ZM256 56V55H255ZM254 56V57H255ZM258 56V55H257ZM10 57H12V55H10ZM42 57V56H41ZM41 57H40V59H41ZM98 57V56H97ZM113 57V56H112ZM168 57V56H167ZM205 57V59H206V56H204ZM203 57V58H204ZM251 57V56H250ZM259 57V56H258ZM261 57H262V55H261ZM25 58H27V56L25 57ZM32 57L30 56V59H31ZM44 58H45V54H44ZM96 58V57H95ZM182 58V57H181ZM184 58V57H183ZM183 58H182V60H183ZM186 58V57H185ZM194 58H195V56H194ZM210 58V57H209ZM256 58V57H255ZM5 59V58H4ZM4 59H2V60H4ZM37 59V58H36ZM46 59V58H45ZM52 59H54V57L52 58ZM93 59H94V57H93ZM93 59L91 60L90 58H89V60H91V63L93 62ZM122 59V58H121ZM146 59H148V58H146ZM187 59H189V57H187ZM186 59V60H187ZM215 59V58H214ZM245 59V58H244ZM254 59V58H253ZM259 59V58H258ZM261 59V58H260ZM259 59V60H260ZM7 60V59H6ZM5 60V61H6ZM14 60H15V58H14ZM17 60H19V59H17ZM34 60V59H33ZM32 60V61H33ZM38 60V59H37ZM55 60V59H54ZM71 60V59H70ZM80 60H81V58H80ZM95 60V59H94ZM154 60V59H153ZM206 60H208V59H206ZM8 61V60H7ZM22 61H24L23 60V58H22ZM22 61H20V63L22 62ZM40 61V60H39ZM38 61V62H39ZM82 62L84 61V60H81ZM164 61V60H163ZM202 61H205V60H202ZM201 61V62H202ZM209 61V60H208ZM212 61H213V59H212ZM251 61H253V60H251ZM261 61V60H260ZM259 61V62H260ZM3 62L4 61H2L1 63H2V65H3ZM9 62H11V61H9ZM18 62V61H17ZM59 62V61H58ZM108 62V61H107ZM116 62V61H115ZM187 62V61H186ZM194 62V61H193ZM197 62V61H196ZM195 62V65H197V63ZM200 62V63H201ZM247 62V61H246ZM258 62V63H259ZM15 63H16V61H15ZM60 63V62H59ZM86 63H87V61H86ZM89 63V62H88ZM104 63V62H103ZM163 63V62H162ZM189 63V62H188ZM191 63V62H190ZM250 63V62H249ZM252 63V62H251ZM8 64L9 63H7V66H8ZM52 64V63H51ZM93 64V63H92ZM97 65H98V63H96ZM108 64H110V63H108ZM124 64V63H123ZM138 64V63H137ZM149 64V63H148ZM172 64V63H171ZM207 64V63H206ZM209 64H212V63H209ZM12 65V64H11ZM13 65H14V63H13ZM47 65V64H46ZM113 65V64H112ZM117 65V64H116ZM174 65V64H173ZM261 65H262V63H261ZM10 66V65H9ZM45 66V65H44ZM90 66V65H89ZM92 66V65H91ZM113 66H115V65H113ZM199 66V65H198ZM257 66V65H256ZM0 67H2L1 66V64H0ZM34 67V66H33ZM39 67V66H38ZM51 67V66H50ZM72 67V66H71ZM111 67V66H110ZM164 67V66H163ZM171 67V66H170ZM242 67V66H241ZM245 67H246V65H245ZM252 67V66H251ZM261 67V66H260ZM263 67V66H262ZM13 68H14V66H13ZM148 68V67H147ZM165 68H166V66H165ZM187 68V67H186ZM201 68V67H200ZM15 69V68H14ZM34 69V68H33ZM51 69H52V67H51ZM54 69V68H53ZM56 69H57V67H56ZM70 69V68H69ZM91 69V68H90ZM100 69V68H99ZM107 69V68H106ZM124 69V68H123ZM122 69V70H123ZM171 69V68H170ZM185 69V68H184ZM256 69V68H255ZM254 69V70H255ZM259 69V68H258ZM261 69V68H260ZM27 70V69H26ZM88 70H89V68H88ZM91 70H93V69H91ZM145 70V69H144ZM172 70H173V68H172ZM172 70H169V71H172ZM174 70H177V69H174ZM173 70V71H174ZM187 70V69H186ZM186 70H185V72H186ZM192 70V69H191ZM4 71V70H3ZM18 71V70H17ZM22 71H24V70H22ZM54 71V70H53ZM74 71H75V69L73 70V73H74ZM95 71V70H94ZM104 71V70H103ZM148 71V70H147ZM150 71V70H149ZM163 71H164V69H163ZM162 71V72H163ZM166 71H167V69H166ZM172 71V72H173ZM184 71V70H183ZM240 71V70H239ZM27 72H29V71H27ZM36 72V71H35ZM43 72V71H42ZM59 73H57V75H56V78H55V82H56V84L59 86V87H61L62 86V79L64 78V74H63V71L61 70V71H58ZM141 72V71H140ZM175 72V71H174ZM177 72H179L178 70H177ZM176 72V73H177ZM185 72H183V73H185ZM189 72H191V71H189ZM231 72V71H230ZM233 72V71H232ZM243 72H244V70H243ZM243 72H241V73H243ZM249 72V71H248ZM250 72H253V73H255L256 71H253V68H252V70L250 71ZM249 72V73H250ZM258 72V71H257ZM23 73V72H22ZM26 73V72H25ZM31 73H32V71H31ZM76 73V72H75ZM73 74V75H78V73H76V74ZM111 73V72H110ZM164 73H166V72H164ZM234 74H235V72H233ZM70 74V73H69ZM68 74V75H69ZM89 74V73H88ZM152 74V73H151ZM159 74V73H158ZM173 74V73H172ZM180 74V73H179ZM186 74V73H185ZM233 74V75H234ZM244 74V73H243ZM252 74V73H251ZM260 74H262V72L260 73ZM19 75V74H18ZM24 75V74H23ZM22 75V76H23ZM52 75V74H51ZM85 75V74H84ZM104 75V74H103ZM112 75H113V73H112ZM237 75H239V73H237ZM258 75V74H257ZM25 76V75H24ZM41 76V75H40ZM45 76H47V75H45ZM99 76H101V75H99ZM116 76V75H115ZM148 76V75H147ZM147 76H146V74H145V76H142V77H144V78H147ZM177 76V75H176ZM248 75H246L244 78H246ZM4 77H6V75H4ZM13 77V76H12ZM81 77V76H80ZM108 77V76H107ZM157 77V76H156ZM185 77V76H184ZM258 77H260L259 75H258ZM8 78V77H7ZM22 78V77H21ZM33 78V77H32ZM39 78V77H38ZM159 77H157V79H158ZM168 78V77H167ZM179 78V77H178ZM248 78V77H247ZM247 78H246V81H247ZM256 78V77H255ZM19 79H20V77H19ZM24 79V78H23ZM40 79V78H39ZM42 79V78H41ZM148 79V78H147ZM152 79H154L153 77L150 79V83H151V81H152ZM187 79H189V77L187 78ZM187 79L186 78H184L182 81H184L185 83L187 82ZM235 79V78H234ZM243 79V78H242ZM241 79V80H242ZM249 79V78H248ZM10 80H12V79H10ZM111 80V79H110ZM145 80V79H144ZM149 80V79H148ZM156 80V79H155ZM173 80V79H172ZM190 80V79H189ZM188 80V81H189ZM230 80V79H229ZM232 80V79H231ZM230 80V81H231ZM256 80V79H255ZM40 81V80H39ZM145 81H147V80H145ZM163 81V80H162ZM205 81V82H206ZM220 81L218 82V83H220ZM226 81V80H225ZM229 81V82H230ZM257 81V80H256ZM256 81H254L255 82V85H256ZM260 81V80H259ZM262 81H264V79L262 80ZM261 81V82H262ZM6 82V81H5ZM13 82V81H12ZM15 82L17 83V81H16V79H15ZM15 82H14V84H11V83H8V84H11L9 87H11L12 89H14L15 90V87H14V85H17V84H15ZM22 84L24 83V82H22V81H20ZM45 82V81H44ZM74 82V81H73ZM80 82L82 83V79L80 80ZM132 82H133V80H132ZM154 82V81H153ZM157 82V81H156ZM155 82V83H156ZM169 82V81H168ZM172 82H174V81H172ZM231 82H233V83H229V84H234V80H232ZM241 82V81H240ZM250 82V79H249V81H248V83ZM27 84H28V82H26ZM42 83V82H41ZM122 83V82H121ZM161 84H162V82H160ZM160 83H158V84H160ZM163 83H164V81H163ZM222 83V82H221ZM223 83H224V81H223ZM70 84V83H69ZM145 84V83H144ZM175 84V83H174ZM189 85H190V81H189V83H188ZM192 84H193V82H192ZM203 84H205V83H203ZM240 84V83H239ZM243 84V83H242ZM263 84V83H262ZM25 85V84H24ZM23 85V86H24ZM54 85V84H53ZM56 85V88H59L58 86ZM79 85H81V84H79ZM119 85V84H118ZM149 85V83L147 84V86ZM151 85V84H150ZM152 85L154 86V84L152 83ZM156 85H157V83H156ZM176 85V84H175ZM182 85V84H181ZM180 85V86H181ZM207 85V84H206ZM210 85V84H209ZM211 85H212V83H211ZM221 85V84H220ZM225 85H227V84H225ZM241 85V84H240ZM239 85V87L242 89V86H240ZM254 85V83H253V86H255ZM3 86V85H2ZM5 86H7V85H5ZM21 86V85H20ZM28 86H29V84H28ZM52 86V85H51ZM108 86H110V84H108ZM153 86H151V87H153ZM158 86V85H157ZM163 86V85H162ZM167 86H169V85H167ZM177 86V85H176ZM176 86H175V88H176ZM178 86H179V84H178ZM177 86V87H178ZM186 86H187V84H186ZM192 86V85H191ZM213 86V85H212ZM211 86V87H212ZM229 86V85H228ZM257 86V85H256ZM26 87V86H25ZM121 87H122V85H121ZM128 87V86H127ZM139 87V86H138ZM150 87V86H149ZM155 87V86H154ZM161 87V86H160ZM172 87V86H171ZM207 87L209 88V86L207 85ZM206 87V89H208ZM215 87V86H214ZM226 86H224V88H225ZM229 87H231V86H229ZM229 87H227V88H229ZM239 87H238V89H237V91L236 92H238L239 91ZM45 88V87H44ZM78 88V87H77ZM80 88H82V86L80 87ZM136 88V87H135ZM139 88H141V86L139 87ZM156 88V87H155ZM154 88V89H155ZM166 88V87H165ZM170 88V87H169ZM174 88V89H175ZM185 88V87H184ZM191 88V87H190ZM194 88H195V86H194ZM222 88H223V85H222ZM263 88V87H262ZM3 89V88H2ZM47 89V88H46ZM129 89H130V87H129ZM142 89V88H141ZM145 89V88H144ZM158 89V88H157ZM163 89V88H162ZM182 89H183V87H182ZM196 89V88H195ZM198 89V88H197ZM240 89V90H241ZM247 89V88H246ZM260 89V88H259ZM4 90V89H3ZM3 90H1V92H3ZM18 90H20V89H18ZM48 90V89H47ZM143 90V89H142ZM166 90V89H165ZM168 90V89H167ZM172 90V89H171ZM179 90H180V88H179ZM179 90H175V92H173V91H171V92H173L174 93V95H173V99H172V101L171 102H169V101H167L166 99V101H158L157 100V98H156V100L155 99H151V98H149V99H144V100H142L141 102L140 101H138L139 103H137V104H135L134 105V107H132V109L130 110V111H128V112H126L123 116H121V120H119L120 121V123L119 124H115L114 126L115 127H117V128H112V129H110V130H108L109 132H107L106 134H103V136H102V139H101V145H103V146H105V147H109V149L114 153V154H116V155H119V156H126V158H127V161L129 162V163H138V162H141V163H144V164H146V163H153V162H157V164L156 165H158V169H157V175H156V177L154 178V179H156V185H160V188L162 187V190H161V193L160 194H158L157 196H155V199L152 201V202H149V206H147V208H145L143 211H141L139 214H137V215H135V216H137V218H136V223L138 224H136V226H139V227H146V228H148V229H152L154 232H156V234L159 236V235H162V234H164L163 232H159V231H157L156 230V226H161V227H163V226H166V229H167V223H168V221H170L169 219L170 218H172L171 216L172 215H181L180 214V212L182 211V209H183V207H184V205H185V203L186 202H190L191 203V200H195L196 198H200V197H202V198H200L201 199V202H200V204H199V206L198 207H200L201 209H203V210H206V211H208V213L210 212V211H212V210H215L216 209V207H218L217 205H219L218 203H219V196H220V192H218V190H217V185L220 183V181H222L223 179L225 180H227V182H228V178H226V177H224L225 175L223 174V172H225V171H223L222 169H223V167L221 166V163H222V161L221 160H226V158L228 159V154L226 153V151H225V147H222V146H218L219 145V143L217 144V138L219 137V135L221 134L220 132H221V128H220V115L223 113V112H226V111H228L229 112V108H231L234 104H235V101L232 99L231 100V98H228V96H227V98L225 99H223V101L221 100V102L220 103H218V104H213L212 106V108L210 109V106H209V104L208 103H202V104H200L199 105V108L201 109L200 110V112L197 114V115H195V116H189L188 114H184V111H176V104L178 105L179 104V102L182 100H184V104L185 103H187V105H192V108L193 109H195L196 107H197V104H198V100H199V97H201L200 95H203V92H202V94L198 91V93H199V97H198V95H196L192 90L190 91V90H188V92H193V93H186V95L185 96H180L179 94H180V91ZM202 90H204L203 88H202ZM222 90V89H221ZM228 89H226L225 91H227ZM230 90H231V88H230ZM229 90V91H230ZM257 90V89H256ZM23 91H25V90H23ZM65 91V90H64ZM137 91H139L138 89H137ZM148 91H150L149 89H148ZM147 91V92H148ZM151 91H154V90H151ZM201 91V90H200ZM208 91V90H207ZM211 91H213V90H211ZM217 91V90H216ZM252 91H253V89H252ZM31 92V91H30ZM51 92V91H50ZM130 93H131V91H129ZM155 92V91H154ZM164 92V91H163ZM168 92V91H167ZM167 92H165V93H167ZM170 92V93H171ZM183 92V91H182ZM197 92V91H196ZM220 92H222V91H220ZM228 92V91H227ZM242 92V91H241ZM262 92V91H261ZM260 92V93H261ZM5 93H6V90H5ZM21 93V92H20ZM27 93H29V91L27 92ZM129 93V94H130ZM138 93V92H137ZM136 93V94H137ZM144 93H146V91H144ZM149 93H151V92H149ZM159 93V92H158ZM169 93V94H170ZM219 93V92H218ZM217 93V94H218ZM223 93V92H222ZM221 93V94H222ZM234 93V92H233ZM260 93H258V94H260ZM41 94H44L43 92L41 93ZM51 94V93H50ZM50 94L49 95H46L45 97L47 98V97H49L50 96ZM85 94V93H84ZM83 94V95H84ZM116 94V93H115ZM126 94H127V92H126ZM141 94V93H140ZM161 94V93H160ZM183 94H185V93H183ZM205 94V93H204ZM209 94V93H208ZM211 94V93H210ZM217 94H215V95H217ZM239 94H242V93H239ZM243 94H245V93H243ZM254 94L255 95H257V93H255L254 92ZM254 94H252V97L254 96ZM263 94V93H262ZM33 95V94H32ZM114 95V94H113ZM119 95V94H118ZM133 95V94H132ZM142 95V94H141ZM145 95V94H144ZM148 95H150V94H148ZM147 95V96H148ZM155 95V94H154ZM164 95H166V94H164ZM207 95V94H206ZM230 95V94H229ZM238 95V94H237ZM249 95H251V94H249ZM9 96V95H8ZM38 96H40V95H38ZM38 96H37V98H38ZM70 96H72V94L70 95ZM69 96V99L71 100V101H74L75 103L77 102V101H75V100H73V99H77V97L76 96H72V98L73 99H71V97ZM90 96V95H89ZM125 96H127V95H125ZM129 96V95H128ZM131 96V95H130ZM153 96V95H152ZM160 96H162V95H160ZM172 96V95H171ZM205 96V95H204ZM208 96H210V95H208ZM212 96H214L213 94H212ZM239 96V95H238ZM242 97H243V95H241ZM258 96H260V95H258ZM7 97V96H6ZM11 97V96H10ZM9 97V98H10ZM19 97V96H18ZM32 97V96H31ZM53 97H55V99H56V95H53ZM133 97H135V95L133 96ZM156 97H158L157 96V92H156ZM220 97V96H219ZM222 97V96H221ZM225 97V96H224ZM237 97V96H236ZM241 97V98H242ZM248 98H249V96H247ZM251 97V96H250ZM255 97V96H254ZM21 98V97H20ZM36 98V99H37ZM42 98V97H41ZM40 98V99H41ZM64 98V97H63ZM147 98V97H146ZM168 98V97H167ZM171 98V97H170ZM169 98V99H170ZM205 98V97H204ZM212 98V97H211ZM214 98V97H213ZM233 98H235L234 96H233ZM238 98V97H237ZM240 98V97H239ZM238 98V99H239ZM240 98V99H241ZM259 98V101H260V97H258ZM18 99V98H17ZM21 99H23V98H21ZM39 99V98H38ZM52 99V98H51ZM50 99V100H51ZM65 99V98H64ZM63 99V100H64ZM68 99V100H69ZM127 99V98H126ZM128 99L130 100V98L128 97ZM132 99V98H131ZM134 99V98H133ZM136 99V98H135ZM161 99H163L162 97H161ZM262 99H263V97H262ZM2 100H4V99H2ZM33 101H35L34 99H32ZM53 100H54V98H53ZM62 100V101H63ZM85 100V99H84ZM137 100V99H136ZM201 100H204L205 101V99H201ZM200 100V101H201ZM216 100V99H215ZM242 100V99H241ZM246 100H247V98H246ZM256 102H258L257 101V98H255L254 99ZM25 101V100H24ZM29 100H27V102H28ZM47 101H48V99H47ZM86 101V100H85ZM252 101V98H251V100H250V102ZM10 102V101H9ZM13 102V101H12ZM68 102V101H67ZM121 102V101H120ZM124 102H126L125 100H124ZM206 102H207V100H206ZM211 102V101H210ZM246 102V101H245ZM40 103V102H39ZM45 103V102H44ZM56 103V102H55ZM59 103H60V101H59ZM85 103V102H84ZM134 103V102H133ZM132 103V104H133ZM262 103H264V102H261V104ZM15 104V103H14ZM62 104V103H61ZM79 104V103H78ZM123 104V103H122ZM182 104V102L179 104V106ZM183 104V106H185ZM240 104H242V103H240ZM254 104V103H253ZM258 103H255V105H257ZM2 105V104H1ZM27 105V104H26ZM25 105V106H26ZM29 105V104H28ZM28 105H27V107H28ZM43 105V104H42ZM126 105V104H125ZM249 104L247 103V106H248ZM44 106V105H43ZM42 106V107H43ZM45 106H46V103H45ZM67 106V105H66ZM90 106V105H89ZM92 106V105H91ZM118 106V105H117ZM216 106V107H215ZM235 106V105H234ZM251 106H252V104H251ZM262 106H263V104H262ZM4 107V106H3ZM19 107V106H18ZM31 108H32V106H30ZM46 107H48V106H46ZM86 107H87V105H86ZM119 107V106H118ZM240 107H241V105H240ZM49 108V107H48ZM82 108V107H81ZM94 108H95V106H94ZM198 108V109H199ZM248 108V107H247ZM252 108H254L253 106L250 108V109H252ZM257 108V107H256ZM259 108V107H258ZM24 109V108H23ZM52 109V108H51ZM71 109V108H70ZM69 109V110H70ZM73 109V108H72ZM83 109V108H82ZM88 109V108H87ZM119 109H120V107H119ZM124 109V108H123ZM130 109V108H129ZM128 109V110H129ZM168 109L169 110H173V111H171V112H169L168 111ZM180 109V108H179ZM242 109V108H241ZM263 109V108H262ZM29 110V109H28ZM102 110V109H101ZM111 110V109H110ZM187 110H188V108H187ZM197 110V109H196ZM231 110H232V108H231ZM235 110V109H234ZM253 110L254 109H252V111H250L249 113H251V112H253ZM257 110V109H256ZM264 110V109H263ZM6 111H8V110H6ZM26 111V110H25ZM24 111V112H25ZM96 111V110H95ZM112 111V110H111ZM120 111V110H119ZM126 111V110H125ZM233 111V110H232ZM242 111V110H241ZM239 109H238V112L240 113L241 112ZM78 112V111H77ZM80 112V111H79ZM89 112V111H88ZM118 112V111H117ZM234 112H236V111H234ZM244 112H247V110H245ZM256 112V111H255ZM257 112H259V110L257 111ZM59 113V112H58ZM76 113V112H75ZM92 113V112H91ZM124 113V112H123ZM122 113V114H123ZM231 113V112H230ZM248 113V114H249ZM259 113H261V111L259 112ZM264 113V112H263ZM20 114V113H19ZM44 114L45 115H47L46 117H47V119H51L52 118V112L50 111V110H44ZM79 114V113H78ZM87 114V113H86ZM190 115H191V113H189ZM235 114V113H234ZM237 114V116L236 117H239V115H238V113H236ZM243 114V116H244V113H242ZM254 114V113H253ZM2 115V114H1ZM22 115V114H21ZM99 115V114H98ZM97 115V116H98ZM169 115H171V116H169ZM225 115V114H224ZM256 115V114H255ZM254 115V120H253V125L254 124H256V123H258L257 121H256V123H254L255 122V120H257V117H258V114H257V117ZM23 116V115H22ZM94 116H95V113H94ZM228 116V115H227ZM247 117H248V115H246ZM246 116H244V117H246ZM261 116L263 117V115H262V113H261ZM75 117V116H74ZM103 116H100V119H96V121L95 122H93V120L91 121V123L89 124L88 123V125L90 126V127H86L87 128V130L89 129L92 133H94V135L96 136V138H88L89 136L87 135V137H85V139L83 138H80V139H78V142H81V150H82V152H85V153H82L83 154V156H86V155H88V157H90L91 155V152H93L94 150L96 151V149H97V144L99 143V142H97V140L99 139V138H97L98 136H99V134L98 133H100V131H102L101 130V128L104 126V125H106V124H108V123H110V122H106V120H104V119H106V118H102ZM231 117V116H230ZM224 118H226V117H224ZM234 118V117H233ZM240 118V117H239ZM242 118V117H241ZM256 118V119H255ZM108 119V118H107ZM112 119V118H111ZM228 119V118H227ZM245 119V118H244ZM244 119H243V122H244ZM261 119V118H260ZM263 119V118H262ZM25 120H27V119H25ZM108 120H110V119H108ZM174 120H176V128H175V130H173L172 132L171 131H168V130H170V128L168 129V128H165V127H161L162 129H160V125H162V124H168V123H170V122H172V121H174ZM246 120V119H245ZM248 120H249V118H248ZM251 120H252V117H251ZM36 121H37V119H36ZM117 121H118V118H117ZM231 121H232V119H231ZM239 121V120H238ZM35 122V121H34ZM38 122H43V124L46 122L45 120H38L37 122H35L36 124L38 123ZM113 122H116V120H113ZM223 122H225V123H227V120L226 121H223ZM223 122H222V124H223ZM229 122H230V120H229ZM233 122V121H232ZM241 122V121H240ZM252 122V121H251ZM251 122H249V123H251ZM22 123V122H21ZM26 123V122H25ZM117 123V122H116ZM235 123V122H234ZM237 123H239V122H237ZM245 123V122H244ZM261 123H262V121H261ZM263 123H264V121H263ZM262 123V124H263ZM24 124V123H23ZM28 124V123H27ZM42 124V123H41ZM41 124H38V125H40L41 126ZM58 124V123H57ZM221 124V126L223 127V125ZM232 124V123H231ZM236 124V123H235ZM235 124H234V126H235ZM260 124V123H259ZM258 124V125H259ZM28 125H30V124H28ZM65 125V124H64ZM241 125V124H240ZM30 126H32V125H30ZM45 126V125H44ZM232 126V125H231ZM237 126H239V124L237 125ZM243 124H242V126H241V129L243 128ZM33 127H34V125H33ZM67 127V126H66ZM85 127H82V128H79L78 129V131L76 130V132L75 133H77L78 134V132L80 131V130H83V129H85ZM92 127V128H91ZM173 127V126H172ZM229 127V126H228ZM228 127H226V129L228 128ZM249 126L247 125V128H248ZM260 127H262V125L260 126ZM260 127H258V128H260ZM30 128V127H29ZM35 128H37L36 127V125H35ZM34 128V129H35ZM57 128V127H56ZM75 128V127H74ZM91 128V129H90ZM130 128H133L134 130H132V129H130ZM232 128V127H231ZM244 128H245V126H244ZM252 128V127H251ZM258 128H257V130H258ZM6 129V128H5ZM33 129V128H32ZM65 129V128H64ZM172 129V128H171ZM233 129H234V127H233ZM240 129V128H239ZM253 130H255L254 128H252ZM159 130V131H158ZM224 130V129H223ZM232 130V129H231ZM246 130V129H245ZM36 131V130H35ZM41 131H42V129H41ZM156 131H157V133H156ZM229 131V130H228ZM236 131V130H235ZM242 131V130H241ZM247 131V130H246ZM262 134V136H263V138H261V139H264V125H263V128H261V130H259ZM258 131V132H259ZM21 132V131H20ZM85 132V131H84ZM103 132V131H102ZM243 132V131H242ZM251 132H253V131H251ZM255 133H257V131H254ZM52 133V132H51ZM87 133V132H86ZM152 133H156L157 134V136L159 137V139H163V141L164 140H166V142L168 143L167 145H168V147H169V150H168V148L165 146V148H167V150L164 148V150H166L167 152H164L162 149V146L160 145V144H158V143H154L153 142V140H151V134ZM228 133V132H227ZM226 133V134H227ZM238 133H239V131H238ZM245 133V132H244ZM20 134V133H19ZM63 134V133H62ZM91 134V133H90ZM97 134H98V136H97ZM225 134V133H224ZM248 134V138H247V140L249 139V137H251L252 136V134H251V136H250V132L249 133H247L246 132V135ZM71 135V134H70ZM76 135V134H75ZM80 135H81V133H80ZM101 135V134H100ZM234 135V133L232 134V136ZM245 135V134H244ZM245 135V136H246ZM254 135V134H253ZM24 136V135H23ZM91 136V135H90ZM156 136V135H155ZM231 136V135H230ZM231 136V137H232ZM244 136V137H245ZM84 137V136H83ZM258 137V136H257ZM59 138H61L60 136H59ZM65 138V137H64ZM228 138V137H227ZM155 139V138H154ZM159 139H158V141H159ZM211 139V140H210ZM219 139V138H218ZM232 139V138H231ZM251 139V138H250ZM253 139V141H254V139H255V137H253L252 138ZM251 139V140H252ZM155 140H157V139H155ZM227 140V139H226ZM233 140V139H232ZM260 140V139H259ZM59 141V140H58ZM158 141H155V142H158ZM211 141L213 142V143H211ZM240 141V140H239ZM238 141V142H239ZM245 141H246V139H245ZM245 141H243V142H245ZM250 141V140H249ZM252 141V142H253ZM64 142V141H63ZM75 142V141H74ZM160 142H161V140H160ZM165 142V143H166ZM216 142V143H215ZM227 142V141H226ZM229 142V141H228ZM234 142H236V141H234ZM260 142H261V140H260ZM76 143V142H75ZM230 143H232V142H230ZM246 143H247V141H246ZM245 143V144H246ZM12 144V143H11ZM100 144V143H99ZM229 144V143H228ZM228 144H226L227 146H228ZM9 145V144H8ZM64 145V144H63ZM70 145V144H69ZM73 145H75V144H73ZM79 145V144H78ZM77 145V146H78ZM221 145V144H220ZM234 145H235V143H234ZM233 145V146H234ZM238 145H240V144H238ZM248 145L249 144H247V145H244V147L246 148V146L248 147ZM253 145V144H252ZM263 145V144H262ZM14 146V145H13ZM71 146V145H70ZM224 146V145H223ZM231 146V145H230ZM236 146V145H235ZM255 146H258V145H255ZM164 147V146H163ZM238 147V146H237ZM259 147V146H258ZM257 147V148H258ZM11 148V147H10ZM30 148H31V143L28 141V139H23V141H22V143L19 145V146H17V147H15V148H13V154H11V156H10V158H9V160H10V162H12L13 164H15L17 167H19V166H22V167H24L25 165H26V163L23 161V157H24V154H27L28 152H30ZM101 148V147H100ZM228 148V147H227ZM249 148V147H248ZM255 148V147H254ZM254 148H252V147H250V149L249 150H254ZM74 149V148H73ZM77 149V148H76ZM76 149L74 150V152H77L76 151ZM233 149V148H232ZM235 149V148H234ZM256 149V148H255ZM0 150L1 151H3V150H6V148L5 147H0ZM33 150H34V152L37 154L36 155V157H38L39 156V152H40V150H36V148H33ZM69 150H71V151H73L71 148L69 149ZM228 150H229V148H228ZM240 150H241V147H240ZM249 150H248V152H249ZM45 151V150H44ZM62 151V150H61ZM99 151V150H98ZM98 151H97V153H98ZM235 151V150H234ZM238 151V150H237ZM264 150L262 149V152H263ZM24 152V153H23ZM58 152V151H57ZM66 152V151H65ZM80 152V151H79ZM78 152V153H79ZM232 152H233V150H232ZM231 152V153H232ZM236 152V151H235ZM245 152H246V150H245ZM245 152H243L244 154H246ZM253 152V151H252ZM106 153V152H105ZM238 153H239V151H238ZM242 152L240 151V154H241ZM261 153V152H260ZM29 154V153H28ZM66 154V153H65ZM85 154V155H84ZM94 154V153H93ZM92 154V155H93ZM98 154H100V153H98ZM98 154H96V155H98ZM233 154H234V152H233ZM237 154V153H236ZM251 154V153H250ZM259 154V153H258ZM77 155V154H76ZM90 155V156H89ZM95 155V154H94ZM101 155V154H100ZM246 155H248V154H246ZM59 156V155H58ZM82 156V155H81ZM242 156L244 157V155L242 154ZM242 156H240L241 158H243ZM251 156V155H250ZM257 156V155H256ZM255 156V157H256ZM263 156V155H262ZM30 157V156H29ZM62 157V156H61ZM60 156H59V158H61ZM75 157V156H74ZM92 157H94V156H92ZM98 157H99V155H98ZM101 158H102V156H100ZM99 157V158H100ZM108 157H110V156H108ZM224 157H226V158H224ZM231 157V156H230ZM229 157V158H230ZM235 157V156H234ZM246 157V156H245ZM259 157V156H258ZM257 157V158H258ZM65 158H66V156H65ZM76 158V157H75ZM104 158V157H103ZM122 158V157H121ZM120 158V159H121ZM238 158V157H237ZM247 158H250V157H247ZM246 158V159H247ZM74 159V158H73ZM80 159V158H79ZM86 160H88V158H85ZM84 159V160H85ZM105 159V158H104ZM112 159V158H111ZM253 159V158H252ZM251 159V161H253ZM255 159V158H254ZM263 159H264V157H263ZM40 160V159H39ZM46 160V159H45ZM69 160V159H68ZM75 160H78V158H76ZM91 160V159H90ZM123 160H124V158H123ZM229 160V159H228ZM231 160V159H230ZM239 160V159H238ZM245 160V159H244ZM244 160L242 161V162H244ZM82 161V162H81ZM81 161H78L77 163H82L83 164V159L81 160ZM115 161V160H114ZM113 161V162H114ZM260 161V160H259ZM39 163V161H37V160H32L30 163L31 164H35V163ZM42 162H44V161H42ZM55 162H57V161H55ZM70 162H73V161H70ZM69 162V163H70ZM87 162V161H86ZM91 163H92V161H90ZM239 162V161H238ZM241 162V163H242ZM254 162V161H253ZM252 162V163H253ZM47 163V162H46ZM57 163H59V162H57ZM67 163V162H66ZM69 163H68V165H69ZM76 163V164H77ZM94 163V162H93ZM227 163V162H226ZM225 163V164H226ZM229 163V162H228ZM241 163H239V165H241ZM245 163H247V162H245ZM245 163H242V164H245ZM261 163V162H260ZM264 163V162H263ZM61 164V163H60ZM81 164V165H82ZM124 164V163H123ZM154 164V163H153ZM167 164V165H166ZM224 164V163H223ZM248 164V163H247ZM256 164V163H255ZM67 165V166H68ZM130 165V164H129ZM139 165V164H138ZM228 165V164H227ZM43 166V165H42ZM48 166H50V164H49V162H48ZM66 166V167H67ZM70 166V165H69ZM87 166V165H86ZM85 166V167H86ZM140 166V165H139ZM142 166V165H141ZM148 166V165H147ZM224 166V165H223ZM237 166V165H236ZM249 166V165H248ZM252 166V165H251ZM250 166V167H251ZM38 167V166H37ZM81 167V166H80ZM106 167V166H105ZM113 167V166H112ZM149 167V166H148ZM147 167V168H148ZM225 167H226V165H225ZM235 167V166H234ZM241 167H242V165H241ZM257 167V166H256ZM42 168V167H41ZM44 168H46V167H44ZM62 170L65 168V166H64V168H62V167H60ZM74 168V167H73ZM72 168V169H73ZM87 168V167H86ZM86 168H84V169H86ZM88 168H91L90 166L88 167ZM101 168V167H100ZM121 168V167H120ZM127 168H128V166H127ZM127 168H125V169H127ZM150 168V167H149ZM232 168V167H231ZM230 168V169H231ZM240 168V167H239ZM255 168V167H254ZM258 168V167H257ZM54 169V168H53ZM58 169V168H57ZM69 169H71V167L69 168ZM83 169V168H82ZM116 169V168H115ZM131 169H132V167H131ZM152 169H153V167H152ZM259 169V168H258ZM32 170V169H31ZM59 170V169H58ZM74 170V169H73ZM76 170V169H75ZM81 170V169H80ZM243 170V169H242ZM252 170V169H251ZM254 171H255V169H253ZM38 171V170H37ZM54 171V170H53ZM60 171V170H59ZM67 171H68V169H67ZM69 171H71V170H69ZM81 171H84V170H81ZM81 171H78V173L77 174H79L80 175V173H81V175H82V172ZM113 171V170H112ZM119 171V170H118ZM140 171H141V169H140ZM147 171H148V169H147ZM232 172H233V168H232V170H231ZM230 171V172H231ZM236 171H237V169H236ZM240 170L238 169V172H239ZM244 171H245V169H244ZM9 172V171H8ZM30 172V171H29ZM50 172V171H49ZM61 172V171H60ZM72 172V171H71ZM71 172H70V174H71ZM85 173H83V175L78 179V182H80V181H83V183H85V184H87V182L88 181H91V180H94V178H95V171H93V169H88V170H85L84 171ZM127 172V171H126ZM130 172V171H129ZM137 172V171H136ZM148 172H150V171H148ZM232 172L230 173V174H232ZM251 172V171H250ZM249 172V173H250ZM258 172H259V170H258ZM54 173V172H53ZM112 173V172H111ZM116 173V172H115ZM123 173V172H122ZM132 173V172H131ZM235 173H237V172H235ZM239 173H241V172H239ZM253 173H255V172H253ZM20 174V173H19ZM55 174V173H54ZM58 174V173H57ZM61 174V173H60ZM59 174V175H60ZM74 174V176L75 175H77V174H75V173H73ZM72 174V175H73ZM108 174V173H107ZM106 174V175H107ZM139 174H141L140 172H139ZM148 174H150V173H148ZM230 174H229V176H230ZM238 174V173H237ZM242 174H243V172H242ZM248 174V173H247ZM260 174V173H259ZM258 174V175H259ZM12 175H14V174H8V173H5L4 175H0V183H2L1 182V180H3L4 179V183H5V185L7 186L5 189H10L11 187H12V185H13V183L14 182H16L17 180H16V178L15 177H13ZM53 175V174H52ZM51 174H50V176H52ZM118 175V174H117ZM121 175H123V174H121ZM133 175V174H132ZM144 175V174H143ZM255 175H256V173H255ZM45 177H47L46 175H44ZM68 176V179H70L69 177L71 176H69V175H67ZM41 177V176H40ZM60 177H61V175H60ZM64 177V176H63ZM62 177V178H63ZM104 177V176H103ZM120 177V176H119ZM146 177V176H145ZM230 177H232V176H230ZM242 177V176H241ZM244 177V176H243ZM50 178V177H49ZM52 178V177H51ZM65 178V177H64ZM74 178V177H73ZM76 179L78 178V175H77V177H75ZM121 178V177H120ZM143 178V177H142ZM233 178V177H232ZM235 178V177H234ZM255 178V177H254ZM261 178V177H260ZM34 179V178H33ZM116 179V178H115ZM150 179H151V177H150ZM150 179H149V181H150ZM154 179H152V180H154ZM237 179V178H236ZM239 179H241V178H239ZM248 179L249 180H251V179H253V175L252 174H249V176H248ZM258 179V178H257ZM40 180V179H39ZM38 180V181H39ZM54 180V179H53ZM56 180V179H55ZM55 180H54V183H55ZM65 180V179H64ZM74 180V179H73ZM142 180H144V179H142ZM247 180V179H246ZM260 180V179H259ZM27 181V180H26ZM44 181V180H43ZM49 181V180H48ZM102 181V180H101ZM108 181H110V180H108ZM155 181V180H154ZM244 181H245V179H244ZM253 181V180H252ZM71 182V181H70ZM77 182V181H76ZM75 182V183H76ZM118 182V181H117ZM121 182V181H120ZM141 182V181H140ZM234 182V181H233ZM237 182H239L238 180H237ZM237 182H236V180H235V183L237 184ZM241 182V181H240ZM247 182V181H246ZM261 182V181H260ZM45 183V182H44ZM53 183V184H54ZM69 183V182H68ZM115 183V182H114ZM144 183V182H143ZM150 184H151V182H149ZM229 183V182H228ZM228 183H227V185H228ZM234 183V184H235ZM28 184V183H27ZM48 184H50V183H48ZM59 184V183H58ZM95 184V183H94ZM137 185H138V183H136ZM141 184H142V182H141ZM235 184V185H236ZM243 184V183H242ZM242 184H240V185H242ZM244 184H245V182H244ZM252 184H254V181L252 182ZM257 184V183H256ZM262 184V182L259 184V185H261ZM25 185H26V183H25ZM32 185V184H31ZM72 185V184H71ZM97 185V184H96ZM108 185H110V184H108ZM131 185H132V183H131ZM131 185H130V187H131ZM134 185H135V183H134ZM140 185V184H139ZM143 185V184H142ZM146 185V184H145ZM225 185H226V182H225ZM229 185H231V184H229ZM247 185H249V186H251L250 185V181H249V183L247 184ZM34 186V185H33ZM40 186H41V183H40ZM52 186V185H51ZM60 186V185H59ZM129 186V185H128ZM221 186V185H220ZM263 185H261V187H262ZM44 187H46L45 186V184H44ZM74 187V186H73ZM92 187V186H91ZM130 187H127L128 189L130 188ZM136 187V186H135ZM140 187V186H139ZM146 187V186H145ZM152 187V186H151ZM227 187V186H226ZM230 187V186H229ZM228 187V188H229ZM233 187V186H232ZM235 187V186H234ZM28 188V187H27ZM31 188V187H30ZM33 188V187H32ZM36 188H37V185H36ZM69 188V186H64V187H59L58 189H57V191H58V196H57V199H58V201L60 202V203H63V202H65V201H69L70 200V198H72V196L70 195V190L68 189ZM134 188V187H133ZM132 188V189H133ZM158 188V187H157ZM160 188H158V189H160ZM221 188V187H220ZM238 188H239V186H238ZM245 188H247L246 187V185H245ZM38 190H39V188H37ZM52 189V188H51ZM51 189H49V190H51ZM54 189V191H55V189L56 188H53ZM131 189V188H130ZM135 189V188H134ZM155 189V188H154ZM234 189V188H233ZM242 189V188H241ZM248 189H249V187H248ZM23 190V189H22ZM21 190V191H22ZM45 190V189H44ZM43 190V191H44ZM48 190V189H47ZM122 190V189H121ZM121 190H120V192H121ZM141 190V189H140ZM139 190V191H140ZM157 190V189H156ZM155 190V191H156ZM221 190V189H220ZM235 190V189H234ZM236 190H237V185H236ZM235 190V191H236ZM256 190V189H255ZM20 191V192H21ZM37 191V190H36ZM41 191V190H40ZM53 191V190H52ZM52 191H50V193L52 192ZM53 191V192H54ZM123 191H124V189H123ZM135 191H136V189H135ZM135 191H134V193H135ZM137 191H138V189H137ZM137 191H136V193H137ZM150 192H153L152 190H149ZM228 191V190H227ZM230 191V190H229ZM239 191V190H238ZM242 191V190H241ZM248 192H249V190H247ZM30 192V191H29ZM38 192V191H37ZM53 192L51 193L53 196H54V194H53ZM106 192V191H105ZM115 192V191H114ZM133 192V191H132ZM146 192V191H145ZM231 192H234V191H231ZM19 193V192H18ZM34 193V192H33ZM39 193V192H38ZM122 193V192H121ZM128 193H129V191H128ZM133 193V194H134ZM229 193V192H228ZM237 193H239V192H237ZM236 193V194H237ZM245 193H246V190H245ZM5 194V193H4ZM14 194V193H13ZM26 194H28V192L26 193ZM37 194V193H36ZM81 194V193H80ZM108 194H110V192H108ZM107 194V195H108ZM123 194V193H122ZM130 194V193H129ZM148 194V193H147ZM233 194H235V193H233ZM1 195V194H0ZM12 195V194H11ZM29 195H30V193H29ZM38 195V194H37ZM125 195V194H124ZM128 195V194H127ZM131 195H132V193H131ZM146 195V194H145ZM144 195V196H145ZM227 195V194H226ZM246 195V194H245ZM4 196V195H3ZM31 196V195H30ZM38 196H41V195H38ZM44 196H47V194L46 195H44ZM97 196V195H96ZM143 195L141 196L140 195V197H141V199L144 197ZM147 196H150V195H147ZM152 196H153V194H152ZM179 197L180 198V200L182 201V204H181V208H180V211L179 212H177L174 208H168V211H167V215L165 216V214H164V212H163V210L162 209H164V208H167V207H170L171 206V201H172V199H173V197ZM32 197V196H31ZM37 197V196H36ZM35 197V198H36ZM101 197V196H100ZM99 197V198H100ZM119 197H121V196H119ZM126 197V196H125ZM124 197V198H125ZM132 197V196H131ZM135 197H138L137 195L135 196ZM151 197V196H150ZM231 197H233V196H231ZM236 197V196H235ZM234 197V198H235ZM246 197V196H245ZM1 198H2V196H1ZM1 198H0V200H1ZM27 199H28V197H26ZM50 196H49V201H50ZM108 198H110V196H108ZM116 198V197H115ZM127 199H129L130 197H126ZM125 198V199H126ZM133 198V197H132ZM42 199V198H41ZM101 199V198H100ZM122 199V198H121ZM120 199V200H121ZM138 199H140V198H137V200ZM240 199V198H239ZM242 199V198H241ZM29 201H30V199H28ZM32 200V199H31ZM44 200V199H43ZM46 200V199H45ZM44 200V201H45ZM103 200H104V198H103ZM117 200H119V198L117 199ZM119 200V201H120ZM136 200V199H135ZM230 200V199H229ZM235 200V199H234ZM8 201V200H7ZM16 201V200H15ZM44 201H41V203L43 202V204L46 206V202L44 203ZM49 201L47 202V203H49ZM56 201V200H55ZM98 201V200H97ZM111 201V200H110ZM116 201V200H115ZM125 201V200H124ZM123 201V202H124ZM133 201V200H132ZM142 201V200H141ZM235 201H237V200H235ZM3 202V201H2ZM22 202V201H21ZM33 202V201H32ZM36 202H39V199H38V201H36ZM114 202V201H113ZM118 202V201H117ZM116 202V203H117ZM126 202V201H125ZM143 202V201H142ZM142 202H140V203H142ZM146 202V201H145ZM145 202H144V207H145ZM229 202V201H228ZM29 203V202H28ZM28 203H26V204H28ZM104 203V202H103ZM108 203V202H107ZM121 203V202H120ZM128 203H130V202H128ZM134 203H135V201H134ZM193 203V202H192ZM230 203V202H229ZM232 203V202H231ZM242 203V201L240 202V204ZM17 204H19V203H17ZM33 204L35 205V203L33 202ZM90 204V203H89ZM115 203H113L112 205L113 206H115L114 205ZM122 204V203H121ZM126 204V203H125ZM131 204V203H130ZM137 204V203H136ZM139 204V203H138ZM223 205H225L224 203H222ZM20 205V204H19ZM30 205H32V204H30ZM48 205H50V204H47V206ZM127 205V204H126ZM132 205V204H131ZM146 205H147V203H146ZM232 205V204H231ZM236 205V204H235ZM239 205V204H238ZM2 206V205H1ZM40 206V205H39ZM59 206V205H58ZM92 206V205H91ZM112 206V207H113ZM134 206V205H133ZM32 207H34V206H32ZM38 207V206H37ZM44 207V206H43ZM42 207V208H43ZM50 207H51V205H50ZM99 207V206H98ZM106 207V206H105ZM116 207V206H115ZM115 207L113 208V209H115ZM118 207V206H117ZM135 207V206H134ZM143 207V208H144ZM233 207V206H232ZM238 207V206H237ZM243 208L241 209H238L237 211L235 210V214H236V212H237V215H238V217L239 218H241V219H244V220H246V221H248V223L247 224H249L248 225V230H249V234L251 235V237L253 238V239H255V240H253L252 239V242L251 243H253V244H251V246H253L254 245V243H259V244H261V245H264V188H260L259 190H257V191H253L252 193L250 192V194H249V196L247 195V197H246V199H245V203H244V205L242 206ZM28 208V207H27ZM34 208H36V207H34ZM39 208V207H38ZM45 208V207H44ZM42 209V211L43 210H45V209ZM49 208V207H48ZM97 208V207H96ZM106 208H108V207H106ZM129 208V207H128ZM133 208V207H132ZM137 208V210L139 209V206L137 207H135V209ZM143 208H141V209H143ZM230 208V207H229ZM236 208V207H235ZM14 209V208H13ZM29 209V208H28ZM33 209V208H32ZM57 209V208H56ZM77 209V208H76ZM108 209H111V208H108ZM118 209V208H117ZM121 209V208H120ZM187 209V208H186ZM189 209V208H188ZM218 209H219V207H218ZM221 209H223V208H221ZM8 210H9V208H8ZM37 210V209H36ZM40 210V209H39ZM47 210V209H46ZM50 210V209H49ZM69 210V209H68ZM103 210V209H102ZM106 210V209H105ZM104 210V211H105ZM116 210V209H115ZM119 210V209H118ZM123 210V209H122ZM124 210L126 211V209H125V207H124ZM128 210H130V209H128ZM127 210V211H128ZM185 210V209H184ZM199 210V209H198ZM232 210V209H231ZM52 211H53V209H52ZM51 211V212H52ZM125 211H122V213L123 212H125ZM139 211H140V209H139ZM191 211V210H190ZM223 211V210H222ZM1 212V211H0ZM30 212H32V210H30ZM44 212V211H43ZM49 211H47V213H48ZM54 212V211H53ZM107 212V211H106ZM115 212H117L118 213V211H115ZM129 212V211H128ZM127 212V213H128ZM133 212H134V210H133ZM132 211H131V215H132V213H133ZM185 212V211H184ZM194 212V211H193ZM216 212V211H215ZM22 213V212H21ZM46 213V212H45ZM46 213V214H47ZM56 213V212H55ZM62 213V212H61ZM114 213V212H113ZM127 213H125V214H127ZM205 213V212H204ZM217 213V212H216ZM215 213V214H216ZM225 213H228V212H225ZM231 213V212H230ZM233 213V214H234ZM38 214V213H37ZM41 214H42V212H41ZM74 214V213H73ZM100 214V213H99ZM129 214V213H128ZM128 214H127V216H128ZM135 214V213H134ZM203 214V213H202ZM206 214V213H205ZM211 214V213H210ZM219 214V213H218ZM36 215V214H35ZM197 215H199V213L197 214ZM214 215V214H213ZM213 215H211V216H213ZM228 215V214H227ZM3 216H4V214H3ZM32 216H34V215H31V217ZM37 216V215H36ZM42 216V215H41ZM41 216L39 217V218H41ZM47 216V215H46ZM71 216V215H70ZM111 216V215H110ZM113 216V215H112ZM120 216V215H119ZM125 216V215H124ZM133 216V215H132ZM201 216V215H200ZM200 216H198V218L200 217ZM216 216V215H215ZM228 216H230V215H228ZM69 216L67 215V218H68ZM96 217V216H95ZM184 217V216H183ZM206 217V216H205ZM231 217V216H230ZM237 217V216H236ZM260 217H262V219H263V222H261V224H259L258 226L254 223V221L257 219V218H260ZM33 218V217H32ZM35 218V217H34ZM39 218H37V219H39ZM44 218V217H43ZM52 218V217H51ZM116 218H118V217H116ZM121 218H122V216H121ZM126 216H125V220H126ZM176 218V217H175ZM196 218V217H195ZM218 218H219V216H218ZM1 219V218H0ZM4 219V218H3ZM46 219H48V218H46ZM68 219H70V217L68 218ZM73 219V218H72ZM132 219V218H131ZM190 219V218H189ZM194 219V218H193ZM201 219V218H200ZM214 219V218H213ZM213 219H212V217H211V220L213 221ZM11 220V219H10ZM28 220H30V219H28ZM33 220V219H32ZM31 220V221H32ZM36 220V219H35ZM48 220H50V218L48 219ZM77 220V219H76ZM95 220V219H94ZM116 220H120V217H119V219H116ZM122 220V219H121ZM209 219H207L206 221H208ZM219 220H221V219H219ZM218 220V221H219ZM239 220V219H238ZM259 219H257V221H258ZM3 221V220H2ZM26 221V220H25ZM37 221V220H36ZM40 221L41 222H39L41 225L43 224V226H44V223H46L45 221L46 220H44V223H42L43 221L40 219ZM57 221V220H56ZM70 221V220H69ZM129 221H130V219H129ZM178 221V220H177ZM205 221V222H206ZM225 221V220H224ZM228 221V220H227ZM245 221V222H246ZM5 222H6V220H5ZM4 222V223H5ZM28 222V221H27ZM34 222V221H33ZM51 222V221H50ZM67 222V221H66ZM91 222V221H90ZM92 222H94V221H92ZM95 222H97V221H95ZM99 222H100V220H99ZM106 222V221H105ZM122 222H124V220L122 221ZM131 222V221H130ZM190 222V221H189ZM199 221H197V222H195V224L196 223H198ZM226 222V221H225ZM229 222H230V219H229ZM258 222H260V221H258ZM1 223V222H0ZM29 223V222H28ZM35 223H37V222H35ZM78 223V222H77ZM76 223V224H77ZM118 223V222H117ZM126 223H128V222H126ZM125 223V224H126ZM208 223V222H207ZM223 223V222H222ZM253 223L257 226V227H254L253 226ZM33 224V223H32ZM39 224V225H40ZM71 224V223H70ZM86 224V223H85ZM108 224H110V223H108ZM120 224V223H119ZM119 224H117V225H119ZM129 224V223H128ZM175 224V223H174ZM185 224V223H184ZM187 224H188V222H187ZM191 224V223H190ZM217 224V223H216ZM215 224V225H216ZM21 225V224H20ZM28 226L30 225L31 226V224H27ZM34 225V224H33ZM32 225V226H33ZM46 225V224H45ZM49 225V224H48ZM69 225V224H68ZM79 225H81V224H79ZM79 225H77V226H79ZM89 225H90V223H89ZM88 225V226H89ZM95 225V224H94ZM105 225V224H104ZM111 225V224H110ZM113 226H114V224H112ZM112 225H111V227H112ZM121 225V224H120ZM202 225V224H201ZM232 225V224H231ZM234 225V224H233ZM11 226V225H10ZM35 226V225H34ZM37 227H38V225H36ZM35 226V227H36ZM61 226V225H60ZM73 226V225H72ZM186 226V225H185ZM190 226V225H189ZM197 226V225H196ZM199 226V225H198ZM221 226V225H220ZM21 227H23V225L21 226ZM34 227V228H35ZM36 227V228H37ZM116 227V226H115ZM119 227V226H118ZM132 227V226H131ZM169 227V226H168ZM171 227V226H170ZM174 227V226H173ZM182 227V226H181ZM188 227V226H187ZM200 227V226H199ZM201 227H204V226H201ZM28 228V227H27ZM31 228V227H30ZM40 229H41V227H39ZM65 228V227H64ZM106 228V227H105ZM113 228V227H112ZM194 228V227H193ZM192 228V229H193ZM211 228H212V226H211ZM12 229V228H11ZM75 229V228H74ZM121 228L119 227V229L118 230H120ZM127 229H129L128 227H126V230ZM140 229H142V228H140ZM145 229V228H144ZM148 229L146 230H144V231H148ZM184 229H186V228H184ZM224 229H228V228H224ZM3 230H4V228H3ZM6 230V229H5ZM14 230V229H13ZM21 230V229H20ZM25 230V229H24ZM23 230V231H24ZM39 230V229H38ZM44 230V229H43ZM50 230V229H49ZM125 230V231H126ZM132 230V229H131ZM172 230V229H171ZM190 230H191V228H190ZM189 230V231H190ZM212 230V229H211ZM222 230V229H221ZM248 230H246L247 232H248ZM2 231V230H1ZM7 231V230H6ZM9 231H10V229H9ZM22 231V230H21ZM33 231V230H32ZM31 231V233H33ZM59 231H60V229H59ZM116 231V230H115ZM125 231H123L124 233H125ZM167 231V230H166ZM193 231V230H192ZM202 231V230H201ZM214 231V230H213ZM220 231V230H219ZM218 231V232H219ZM225 231V230H224ZM8 232V231H7ZM6 232V233H7ZM11 232V231H10ZM63 232V231H62ZM97 232V231H96ZM105 232V231H104ZM121 232V231H120ZM119 232V233H120ZM126 232H129L130 233V231H126ZM133 232V231H132ZM139 232V231H138ZM150 232V231H149ZM148 232V233H149ZM174 232V231H173ZM208 232V231H207ZM206 232V233H207ZM221 232V231H220ZM229 232V231H228ZM9 233V232H8ZM8 233H7V235H8ZM20 233V232H19ZM113 233V232H112ZM150 233H152V232H150ZM170 233V232H169ZM186 233V232H185ZM185 233H184V235H185ZM203 233H204V231H203ZM215 233V232H214ZM227 233V232H226ZM231 233V232H230ZM243 233V232H242ZM246 233V232H245ZM14 235H15V233H14ZM66 235H67V233H66ZM72 235H73V233H72ZM76 235H77V233H76ZM106 235H107V233H106ZM105 235V236H106ZM126 235H127V233H126ZM130 235H131V233H130ZM134 235H135V232H134ZM137 235H138V233H137ZM175 235H176V233H175ZM200 235H202V233H200ZM222 235H225V232L224 233H222ZM240 235H241V233H240ZM243 235H244V233H243ZM246 235H247V233H246ZM16 236H18L17 235V233H16ZM58 236V235H57ZM60 236V235H59ZM128 236V235H127ZM126 236V237H127ZM132 236V235H131ZM153 236V235H152ZM167 236V235H166ZM172 236V235H171ZM178 236V235H177ZM207 236H208V233H207ZM12 237V236H11ZM34 237V236H33ZM65 237V236H64ZM78 237V236H77ZM123 237V236H122ZM121 237V238H122ZM138 237V236H137ZM154 237V236H153ZM229 237V236H228ZM238 237V236H237ZM15 238V237H14ZM66 238V237H65ZM120 238V237H119ZM129 238V237H128ZM142 238V237H141ZM192 238V237H191ZM194 238V237H193ZM193 238H192V240H193ZM198 238V237H197ZM202 238V237H201ZM207 238V237H206ZM214 238V237H213ZM211 239L212 241L214 240V239ZM221 238V237H220ZM235 238V237H234ZM247 238H250V237H247ZM19 239V238H18ZM24 239H26V238H24ZM28 239H29V237H28ZM27 239V240H28ZM48 239V238H47ZM80 239V238H79ZM78 238H77V240H79ZM107 239V238H106ZM125 239V238H124ZM130 240H131V238H129ZM138 241L140 240V239H138V238H136ZM144 239V238H143ZM163 239V238H162ZM169 239V238H168ZM167 239V240H168ZM195 239V238H194ZM204 239V236H203V238H202V240ZM209 239V238H208ZM245 240H248V242H249V239H246V238H244ZM31 240V239H30ZM145 240H147V239H145ZM172 240V239H171ZM192 240H190L191 242H192ZM199 240V239H198ZM197 240V241H198ZM240 240V239H239ZM15 241V240H14ZM24 241H26V240H24ZM32 241V240H31ZM48 241H50V239H48ZM51 241H53V240H51ZM50 241V242H51ZM102 241H103V239H102ZM129 241V240H128ZM128 241H126V242H128ZM133 241V243H135L136 241L133 239L132 240ZM143 241V240H142ZM162 241V240H161ZM177 241V240H176ZM186 241H188V240H186ZM206 241V240H205ZM210 241V240H209ZM244 241V240H243ZM16 242H17V240H16ZM29 242V241H28ZM27 242V243H28ZM53 242H55V241H53ZM72 242V241H71ZM107 242V241H106ZM121 241H119V243H120ZM140 242H141V240H140ZM147 242H148V240H147ZM156 242H157V240H156ZM159 242V241H158ZM158 242L157 243H155V244H153V245H156V244H158ZM185 242V241H184ZM189 242V241H188ZM191 242H190V245H194L195 243L193 242V244H191ZM203 242V241H202ZM201 242V243H202ZM207 242V241H206ZM205 242V243H206ZM214 243H215V241H213ZM232 242V241H231ZM234 242V241H233ZM244 242H246V241H244ZM247 242V243H248ZM19 243V242H18ZM18 243H17V245H18ZM26 243V242H25ZM26 243V244H27ZM77 243V242H76ZM98 243H100V242H98ZM116 243V242H115ZM114 243V244H115ZM123 243V242H122ZM204 243V242H203ZM210 243H211V241H210ZM210 243H209V245H210ZM213 243V244H214ZM219 243V242H218ZM222 243V242H221ZM250 243V242H249ZM23 244H24V242H23ZM28 244H30V243H28ZM28 244L25 246V247H27L28 246ZM43 244V243H42ZM49 244V243H48ZM54 244H56V243H54ZM112 244V243H111ZM137 244V243H136ZM135 244V245H136ZM140 245H141V243H139ZM144 244H145V241H144ZM149 244V243H148ZM152 244V243H151ZM162 244V243H161ZM216 244V243H215ZM214 244V245H215ZM225 244H227V243H225ZM232 244V243H231ZM239 244H240V242H239ZM246 244V243H245ZM37 245V244H36ZM50 245V244H49ZM49 245H47V246H49ZM59 245V244H58ZM89 245V244H88ZM107 245V244H106ZM159 246H160V244H158ZM168 245V244H167ZM184 245V244H183ZM186 245V244H185ZM188 245V244H187ZM187 245L185 246V247H187ZM201 245H205V244H201ZM213 245V246H214ZM217 245V244H216ZM248 245V244H247ZM256 246V248H254V249H256L257 250V247H258V245L257 244H255ZM1 246V245H0ZM95 246H97V245H95ZM125 246V245H124ZM131 246V245H130ZM142 248H144V245H143V242H142ZM141 246H138V247H141ZM150 246V245H149ZM171 246H172V244H171ZM207 246V245H206ZM212 246V247H213ZM218 246H219V244H218ZM227 246V245H226ZM235 246V245H234ZM6 247V246H5ZM73 247V246H72ZM90 247V246H89ZM132 247V246H131ZM146 247H148V246H146ZM154 247V246H153ZM165 247V246H164ZM190 247V246H189ZM195 248H196V246H194ZM208 247V246H207ZM206 247V248H207ZM212 247L210 246V250L212 249ZM215 247V246H214ZM224 247H225V245H224ZM223 247V248H224ZM231 247V246H230ZM247 247V246H246ZM263 247V246H262ZM8 248V247H7ZM6 248V249H7ZM10 248V247H9ZM18 248V247H17ZM45 248V247H44ZM97 248V247H96ZM99 248V247H98ZM125 249H127L126 247H124ZM128 248H129V246H128ZM137 248V247H136ZM149 248V247H148ZM148 248H146L147 249V251H148ZM158 248V247H157ZM160 248V247H159ZM170 248V247H169ZM181 248H183V247H181ZM191 248H193V246H191ZM198 248V247H197ZM217 248H219V247H217ZM217 248H215V249H217ZM231 248H233V247H231ZM243 248V247H242ZM259 248V247H258ZM16 249V248H15ZM25 249V248H24ZM23 249V250H24ZM28 250L30 249V247L29 248H27ZM32 249V248H31ZM37 249V248H36ZM36 249H33V250H36ZM83 249V248H82ZM113 249V248H112ZM116 249V248H115ZM155 249V248H154ZM161 249V248H160ZM166 249V248H165ZM194 249V248H193ZM203 249H205V246H204V248H201V251L203 250ZM215 249H213V250H215ZM225 249H227V247L225 248ZM244 249V248H243ZM260 249V248H259ZM2 250H4V249H2ZM22 250V251H23ZM33 250H29V252L30 251H32L31 253H29L28 254V256L30 255V254H32L33 256H35L34 254H33ZM39 250V249H38ZM81 250V249H80ZM121 250H122V247H121ZM135 250V249H134ZM153 250V249H152ZM187 250V249H186ZM209 250V251H210ZM219 250V249H218ZM218 250H216V252H218L219 253V251ZM222 250V249H221ZM228 250H230V249H228ZM232 251H233V249H231ZM246 250V249H245ZM251 250V249H250ZM255 250V251H256ZM260 250H262V249H260ZM5 251V250H4ZM11 251V250H10ZM45 251V250H44ZM59 251V250H58ZM101 251V250H100ZM127 251V250H126ZM146 251V250H145ZM155 251V250H154ZM157 251H158V249H157ZM164 251V250H163ZM167 251V250H166ZM169 251H171V250H169ZM195 251V250H194ZM225 250L223 249V251L222 252H224ZM244 251V250H243ZM254 251V252H255ZM16 253H17V251H15ZM19 252V251H18ZM24 252V251H23ZM50 252V251H49ZM52 252V251H51ZM108 252V251H107ZM124 252H125V250H124ZM128 252V251H127ZM126 252V253H127ZM130 252H131V250H130ZM149 252H151V251H149ZM177 252V251H176ZM188 252V251H187ZM205 252V251H204ZM204 252H200V253H204ZM226 252V251H225ZM5 254H4V257L3 258H5L6 260H8L9 258H10V255L7 253V252H4ZM81 253V252H80ZM88 253V252H87ZM91 253V252H90ZM95 253V252H94ZM117 252L115 251L114 252V254H116ZM121 253H122V251H121ZM125 253V254H126ZM178 253V252H177ZM192 253H194V252H192ZM192 253L190 252L189 254H191L192 255ZM218 253H217V255H218ZM221 253V252H220ZM232 253V252H231ZM230 253V254H231ZM249 253V252H248ZM261 253H263L264 254V252H262V251H259V252H257L256 253V255L253 253V255H251V256H249L250 257V261L252 262V264L253 263H256V264H263L262 262H260L261 260L260 259H262L261 258V256H264V255H261ZM13 254H14V252H13ZM79 254V253H78ZM92 254V253H91ZM123 254V253H122ZM122 254H120V256L122 257ZM152 254H153V252H152ZM155 254V253H154ZM153 254V255H154ZM174 254V253H173ZM182 254H184V256H185V253H183L182 252ZM187 254V253H186ZM195 254V253H194ZM216 254V253H215ZM234 254H236V253H234ZM245 254V253H244ZM1 255V254H0ZM24 255V254H23ZM42 255V254H41ZM41 255L39 256V257H41ZM60 255V254H59ZM79 255H81V254H79ZM93 255V254H92ZM96 255H98V254H96ZM117 255V254H116ZM126 255H128V254H126ZM125 255V256H126ZM130 255H132V254H129V256ZM133 255H135L134 254V252H133ZM150 255V254H149ZM148 255V256H149ZM163 255H164V253H163ZM176 255V254H175ZM179 255H180V253H179ZM190 255V256H191ZM202 255V254H201ZM221 255V254H220ZM228 255V254H227ZM226 255V256H227ZM246 255V254H245ZM245 255H243L244 257H245ZM255 255V256H254ZM17 256H18V254H17ZM44 256H45V254H44ZM56 257H57V255H55ZM82 256V255H81ZM117 256H119V255H117ZM116 256V257H117ZM124 256V255H123ZM124 256V257H125ZM156 256V255H155ZM170 256H171V254H170ZM203 256V255H202ZM201 256V257H202ZM212 256V255H211ZM234 256V255H233ZM46 257V256H45ZM53 257V256H52ZM70 257V256H69ZM83 257V256H82ZM90 257H91V255H90ZM97 257H99V256H97ZM127 257V256H126ZM133 257H135V256H133ZM137 257V256H136ZM147 257V256H146ZM151 257V256H150ZM160 257V256H159ZM173 257H175L174 255H173ZM183 257V256H182ZM194 257V256H193ZM209 257V256H208ZM213 257V256H212ZM215 257V256H214ZM222 257H223V255H222ZM234 257H236V256H234ZM247 257V256H246ZM245 257V258H246ZM24 258H25V256H24ZM27 258V257H26ZM31 257H29V259H30ZM55 258V257H54ZM65 258V257H64ZM101 258H103L102 256H101ZM100 258V259H101ZM108 258V257H107ZM123 258V257H122ZM140 258V257H139ZM152 258V257H151ZM161 258V257H160ZM184 258V257H183ZM187 258V257H186ZM191 257H189V259H190ZM219 258V257H218ZM220 258H221V256H220ZM233 258V257H232ZM15 259V258H14ZM17 259V258H16ZM28 259V260H29ZM45 259V258H44ZM81 259V258H80ZM126 259V258H125ZM128 259V258H127ZM132 259V258H131ZM133 259H135V258H133ZM132 259V260H133ZM163 259V258H162ZM209 259V258H208ZM226 259V258H225ZM263 259H264V257H263ZM31 260H32V258H31ZM33 260H35V259H33ZM32 260V262L30 263V264H32V263H34V261ZM90 260V259H89ZM97 260V259H96ZM107 260V259H106ZM118 260V259H117ZM120 260V259H119ZM118 260V261H119ZM147 260H149V259H147ZM153 260V259H152ZM164 260V259H163ZM171 260V259H170ZM176 260V259H175ZM181 260V259H180ZM193 259L191 258V261H192ZM222 259H220V261H221ZM226 260H228V256H227V259ZM229 260H230V258H229ZM234 260V259H233ZM24 261H26V260H24ZM59 261V260H58ZM85 261V260H84ZM118 261H116L117 263H118ZM127 261V260H126ZM125 261V262H126ZM129 261V260H128ZM127 261V262H128ZM137 261V260H136ZM143 261V260H142ZM145 261V260H144ZM155 261H156V259H155ZM160 261H162V260H160ZM199 261V260H198ZM202 260H200V262H201ZM208 261V260H207ZM231 261V260H230ZM235 261H236V259H235ZM244 261V260H243ZM16 262V260L14 261V263ZM29 262V261H28ZM42 262V261H41ZM40 262V263H41ZM60 262V261H59ZM124 262V261H123ZM126 262V263H127ZM154 262V261H153ZM157 263H158V261H156ZM170 262V261H169ZM173 262V261H172ZM184 263H185V261H183ZM195 262H196V259H195ZM209 262V261H208ZM225 262V261H224ZM234 262V261H233ZM242 262V261H241ZM248 262V261H247ZM247 262H244L245 264L247 263ZM2 263V262H1ZM0 263V264H1ZM4 263V262H3ZM10 263V262H9ZM14 263H12V264H14ZM17 263V262H16ZM27 263V262H26ZM55 263H56V261H55ZM61 263V262H60ZM63 263H65V262H63ZM63 263H61V264H63ZM93 263H94V261H93ZM100 263V262H99ZM98 263V264H99ZM104 263V262H103ZM106 263V262H105ZM112 263V262H111ZM155 263V262H154ZM160 263V262H159ZM207 263V262H206ZM217 263V262H216ZM225 263H229V262H225ZM18 264V263H17ZM28 264V263H27ZM36 264V263H35ZM59 264V263H58ZM77 264V263H76ZM84 264V263H83ZM101 264V263H100ZM115 264V263H114ZM130 264V263H129ZM132 264H133V262H132ZM137 264H138V262H137ZM166 264V263H165ZM172 264V263H171ZM183 264V263H182ZM191 264V263H190ZM195 264V263H194ZM201 264V263H200ZM219 264V263H218ZM222 264H223V262H222ZM233 264V263H232ZM237 264H239V263H237Z\"/></svg>","mask_w":264,"mask_h":264},{"label":"snow or ice","instance_id":"6c2138e0","mask_svg":"<svg viewBox=\"0 0 264 264\" xmlns=\"http://www.w3.org/2000/svg\"><path fill=\"white\" fill-rule=\"evenodd\" d=\"M262 35H264V33H262ZM181 204H182V201L180 200V198L178 196L177 197H173V199L171 201V206L162 209L164 214H165V216L167 215L168 208H174L177 212H179L180 208H181ZM156 230L166 234V226H163V227L156 226Z\"/></svg>","mask_w":264,"mask_h":264}]
</instances>
